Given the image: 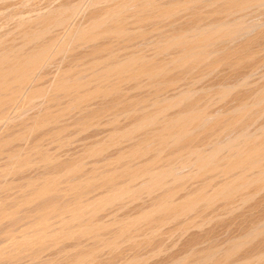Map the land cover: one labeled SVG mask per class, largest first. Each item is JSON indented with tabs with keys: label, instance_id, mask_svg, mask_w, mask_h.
<instances>
[{
	"label": "bare ground",
	"instance_id": "bare-ground-1",
	"mask_svg": "<svg viewBox=\"0 0 264 264\" xmlns=\"http://www.w3.org/2000/svg\"><path fill=\"white\" fill-rule=\"evenodd\" d=\"M80 1L82 2L83 0H80ZM93 1H96V0H93ZM111 1H113V0H109L110 4H111ZM206 1H207V3L204 4V5H201L202 7L199 4H197V3H201L202 4L203 2H206ZM69 2L67 1L68 4H70ZM99 2H100V0H99ZM105 2L106 1L104 0V3L103 2L102 3L105 4ZM27 3H29V2H27ZM27 3H26V5H27ZM112 3L114 4V2H112ZM189 3H192L193 5L197 4L200 7H198L197 5L193 6V5L189 4ZM218 3L220 4V6H222V12H220V14H219L220 16L218 17V21L219 22L217 20H215V21H212L213 23L211 22L212 24H210L209 23L210 21L208 20V23L210 25H205L206 24L205 23V24H203L204 26H199V29L202 28V27H203V29L198 30L197 28H198V25H199L198 24L199 21H201L200 22V25H201L202 19H204V21H205V19L207 17L211 19V16H213L212 14L214 13L213 10H212L213 9V5L214 6L218 5ZM255 3L259 4L258 6H260L261 3L264 4V0H185V1H181V0H170V1H164V0H125L124 1V0H122V2H118L117 1V4H115V6H111L109 3H107L110 6L108 8L106 7L107 9L104 8L106 5L104 6L102 4V6H104L103 8L105 9V10H103L104 12L102 11L103 13L102 12L100 13L99 11H96L97 13L98 12L100 13V16H99V13L97 14L96 12H94L95 10L94 11L92 10L94 12V14H96L95 15L96 17L92 16L94 14L91 15L93 19H91V21H90V19L88 20V22H90V24H89L90 26L88 25L89 27L87 26L88 27L87 28L85 26V24H84L83 26H85L86 28L83 29L82 31H80L81 33L76 34V35H78L77 36L78 38H75V39H77L79 41V43L77 42L78 45L79 44L81 46L82 45H86V46L89 45V47L91 48V50H90L91 52L90 51L89 52L94 54V55L93 54H89L87 52L89 55H91V57L93 56L92 58H90L88 60H86L87 58L85 59V57H88L87 54H86L87 56L82 57L83 55H85L84 53H82L83 54L82 56L77 57L76 61H78L77 63H79L78 66L80 67V68L78 67L79 69L77 70V71H79L78 75L81 72H85V73H83L85 75V78H82V79H88L89 76L90 77L93 76L91 78L92 79L94 78V79L92 80L89 77L91 80H89L90 82H88L86 80L82 81V79L80 77L82 75H80V76L77 75V77H78L77 78L76 77V72H73V71L71 72V70H74L77 65L75 67H73L74 65L73 66L71 65V67H73V68L69 69L70 72L73 73L75 76H73V74H72V76H70V74H68L69 70H67L68 72H64V74H66V73L68 74V75L66 74V76L63 74V72L62 73L60 72L64 76L62 78H61V76L58 77L59 80L55 81V83H54L55 85H54L53 88H54L56 93L57 92L59 93V94L58 93L56 94L57 98H58V101H57V99H56V101L59 102V100L61 99L62 101H64V103L66 102L67 104H65V106H64V103H63V105L61 104L63 107H61V109L57 111L56 110L57 109L56 108L57 107L56 106L57 102H56V105H55L56 107L53 106L54 108H56L54 110V111H56V113L53 112V110H51L53 113L50 111L51 112L50 114H49V111H48L49 109L47 110L46 108L41 107V108L45 109L46 111L44 113L41 112V114H40L41 117L38 115L39 116L38 120L36 119L37 117H35L32 114L33 116L31 117L30 121L32 119H34V120L36 119L35 122L33 120V123H31L29 121V118L28 119L26 118V120H28V121H26L27 125H26V122L23 125L22 123L24 122L23 121L24 119L22 120L20 118L23 122H19L21 125H18V126H20L21 128L19 127L20 129H18V131H17L18 135L17 134L14 135L15 132L14 133L12 132L14 137H15V139L17 138V140L15 141V139H13L14 141H12V142L10 141L11 143H9V142L7 143V140L9 141V136H8L7 140L6 139L4 140V138H3V142H2V140L0 141V145L1 144L4 145V143H6V144H12V143L14 144L15 143L16 144V142L18 143V141H19L18 139H20V141L21 140L23 141L24 138L26 139V136H27L26 134H30V132L32 133L33 131H36L37 129L41 130V128H43V127L44 128L42 129V131L45 128H47V131L45 130L46 133L43 131L44 132V135H43V133H41L40 130H39L38 133L40 132L41 134L40 133L39 134L41 136L42 135L43 136L42 137L39 136L40 138H38V139L34 136L35 134H38V133H35L34 135L30 134L29 137L30 136H32V137L34 136L33 137L34 140L35 139H37V140H35V141L34 140H30V138L26 139V140H28V142H31V145H30V147L27 146L26 144L28 142L26 141L25 142L26 144L24 145V148L21 147V150L23 151V149H25V146H27L26 149H25L26 151H25L24 154L21 153V151H18L17 149H15V150H17L16 152H15V150L14 151L11 150L12 152L9 151L10 154L8 155V157H5V159L8 158L7 160L9 162L5 164L6 167L4 165H1V166H3L2 168H5V169L1 168L0 170H2V173L6 171L5 174H6V176H8V175H11V174H9V172H11V170H13L12 172H14V170H15V174L17 175V173L20 172V170H18V169H23V168H26V167L28 168V166H29L28 169H30V167H31L30 164L34 165L35 161L41 162V163L38 162L39 163L38 166L41 165V167H42L43 164L49 165L50 162L52 163V166H53L54 163H58L59 164L60 162H58V161H56V162H53L55 160L52 161L53 154H52L51 157L49 156L51 154L47 153L49 151L48 146L41 145V141L42 140H43V142L45 141L44 143L43 142L42 143L46 145V143H47L46 141H49L50 137H51V139H53V138H57V139L59 138L60 139L61 138L60 135H62V133L64 131H66L67 133H69V131H70V133H71V131L74 128L78 127L79 124L80 125H85V127H86L85 129L86 130H87V128H89V126H91V128H92L94 126V124L90 123L88 125V123L91 120L93 122V118H95V119L98 118V117H95V116H98L96 113L99 110L101 112L102 111H106V113L102 112V113L105 114V117H106L107 113H111L114 109L120 107L119 108L120 111L118 109V110H116V113L114 111L113 114L115 113L116 116H117L119 114V112H121V110H122L121 114L126 117L128 112H135V115L134 116L132 115L133 118H131V120L133 119V121H135V116L137 117V115L139 114L140 116L138 115V119L134 123L131 122V121L129 122V123H133L132 127L129 130L126 129L127 131H125L123 129L124 127L122 129H123V131L125 132L126 135L127 134L128 135L129 134H133V132H135V131L142 132V133H138V134L142 135V138L139 135H137L136 138L138 136L141 138V140L138 139L139 137L137 138L138 139V141H137L138 143L134 142L135 144L132 145V148H129L128 150L127 149L125 150V151H127L126 153L124 151L123 152L120 151L121 153H125V154L119 155L120 156V157L118 156L119 160L123 159V158H127L128 159L124 164L119 162V160H117L118 158L116 157L115 160H112L113 161L112 163L109 161L111 163V166L109 165L110 163L108 164L106 162L107 164H104L106 166V167H104L105 169L103 168L104 170L102 169V166L99 167L98 171L100 169L103 170V171L100 170L101 172L100 171L98 172L96 170L97 164H95L96 166L92 165L91 167H94V166L95 167L93 168V170H91L92 171V173H91L92 175L88 174L90 176H88L89 178H87V179H86L87 176L85 177L84 175H82V173H81L82 170L80 169V167H79L78 170H81L80 174L82 175V177L84 179H82V177H81V179L79 180V177L77 175H75L74 173H72L73 171H75V169H77V167L79 166L81 161H80L79 164L78 163L76 164V162H75V164L71 165L72 163L69 164L70 161H69V163H67V162H65L66 160L63 161V159H59L60 156L59 157L57 156V157H58L59 160L63 161V162H61L64 165L63 168H60L61 166L60 167L58 166V169H59L58 170L57 169V165H56V168L54 167L56 169V170L54 169V172L52 171L53 168H49L46 171L45 169H46V167L48 168V166L47 165L46 166L43 165V167L45 168L44 169L42 167L43 172L41 174H43V175L38 173L41 176L40 177L37 176L36 178H34L33 175H32L31 180H30V177L26 174L27 177H29V179L26 177L25 181H27V182H24V179H23L22 180L23 181L22 185L21 186L19 185L20 187L16 188V186H15L16 190L19 189V191H20V192L18 191L19 193H17V191L15 190L16 193H17V194L14 193L16 197L13 196L14 199L11 198L12 199L11 202L7 200V198H10V197H7L6 200L9 203L8 202L6 203V201L5 202L3 201L4 202V206H6L5 203L7 204V206L4 207L3 209H1L3 207V204L1 202L2 206L0 205L1 206L0 207V221L5 220V218L7 219L5 221H8V218H10V220L12 219V222H13V220H16V219L18 220L19 215L22 213V212H20V214H19V210L24 205H29V204L31 205L32 204V208L33 209H30L31 207L27 206L28 208L30 207L29 209H30L31 212L29 210H27V212H26V210H25L27 215H25V216L20 215L21 217H23V218L26 217V219H28L27 221L25 220L26 222H28L27 223L28 225L26 223L21 222V223L27 225V226L23 225L25 227L24 229L23 228L21 229L19 227L20 228L19 231L18 230L15 231L12 228L11 229L7 228V230H6V228H4L5 230H3V231L1 230L0 231V264H23L22 262H24V261H26V262L30 261L29 263L34 262L33 264H51V263L53 264L54 262H55L54 264H56V261L59 262L58 264H85L86 262H87L86 264H88V262L92 263L93 259H95L94 258L95 253L98 252L97 250L99 248H101V247H104V249L106 247L107 250H109V251L111 250L110 254L112 255V250L115 249L116 252H115V250H114V252L117 253V250H118L117 248L119 247L120 243H122V242H124V243L127 242V243H129L131 245H135V246H137V245H139L141 243L143 244V242H141L138 239H136V238H138L137 237L138 234H140L139 232H138L137 235H135L136 237L134 235H132L133 232L137 233V231L139 229H141V227H140L141 223L142 224L146 223V226L148 224L149 225L153 224V226L150 225V227H151L150 229H149V226L146 227V228H148V230H150L149 231L150 234L151 233L153 234V233H155L157 228L158 229L161 228L163 226L162 224L166 223L167 220L170 221L171 217L175 218L176 216H180V215L182 216V215H185L188 211L194 210V209L198 210V208H200V211L203 213V211H204L203 207L212 206V204H214L215 201L221 200V199L222 200L224 199L226 201L225 202L226 203L225 207L227 208L230 204H232V201H233L234 204H236V202H234L235 198H238V197H235L236 195H238V196L240 195L243 200L247 201V199H249L250 197H253L254 195H256V193H259L257 191H259L261 188L264 187V133L262 135L260 134V136L256 135V137H253L252 139H251V135L250 134H249L250 135V137H249L247 135L248 134L247 132H246L247 134L243 133V134H241V135H243V139L245 138L244 137L245 135L248 136V137L246 136L247 139L245 138L247 141L243 142L244 145H240V146H237V144L235 143L236 147H232V149H229L230 146H231V143L230 144L228 143L229 141L225 145H222L225 148L227 147L228 149L227 148L224 149V147H222V146L219 147L220 146L219 144H218L219 146H215V147L212 146V148H214V149H212V148L208 149V147H207V149H205V147L207 146L205 144L204 145V149H203V147H202L203 143H205V142L207 143V140L210 139V138H207L206 141L205 142L203 141L202 145H200L201 148L198 149L199 144L197 142L198 140L196 139L197 137H195V136L197 134L199 135V133H200V136H201V129L203 128L204 125H206L205 122H206V119L208 118V117H206V115H207L206 111H207V108H208L207 106H209V105H207V104L205 105L204 103H202V101H203L202 99H201L202 101L199 100V102H197V103H196L195 99H194L195 102L192 99V101L194 103H192V101L190 100V102H189L190 104H189L186 101V99L189 101L188 97H186V95H185V92H186L185 90L186 89L183 90L185 98L184 97L182 98L181 96H179V95H182V92H180L178 97H180L181 99H179L177 97V99H179V101L178 100L174 101V100H176V99H174L176 96L175 97L173 96L174 98L170 97V98H173L174 100L173 99L169 100V98L167 97V93H166L167 91L166 92H164L165 90L163 91V88H165L166 86L165 87L162 86V85L167 84V81H166L167 79L165 80L166 82L164 81L165 83L163 82V79H161V76L163 78L164 75H165L164 73L168 72L170 68L176 69V72H178L177 68H179L180 66H187V67H190L191 69L192 68H196V66H198L197 64L199 62L201 64V61L205 60L207 58L208 54H210V57H211V52H212L211 50H213V49L215 50L217 48V46H216L217 44L215 45L214 42L218 41L219 39H220L219 42L220 41L223 42L221 38H224V37H226L225 39H228V40H229V38L231 39V37L229 36L231 33H232L231 34L232 37L236 36V35L233 36V31L236 29L235 28L236 27L235 26L236 22L234 21L235 23H234V27H233V24L230 23L231 21L229 19L227 21V18H229V17H230V19H231V17L235 18L236 16L234 17L232 15L233 12L238 11V13H241V12H239L240 10L242 11V9H243L245 11V9L247 8L246 6L250 5L249 7H252L251 4L254 5ZM51 4H53V3H51ZM187 4L189 6L191 5L190 6L191 8H189ZM263 4H261V5H263ZM59 5H61V4H59ZM59 5H58V9H55V11H53V12H52V9H51L50 12H52V13H50V14L46 13V17H44V18L42 17L41 19L36 20L37 21L36 24H34L35 22H33L34 25L29 26L26 30L24 29L25 30L24 33L23 34L21 33L23 40L21 39L22 43L20 42V44H22V45L19 44L20 47H17L19 49H17L16 47L15 48L12 47L11 44L10 45H6L3 41L2 42L6 46H2L3 43L1 42L2 44H0V120H4V119H1V118L7 117L11 113H13V110H15L17 107H19V105H20L19 103H20V101L22 99L21 97L23 96V94H26L25 96H23V101L27 99L26 100L27 101V103H26L27 105L30 103V99H32V98H34V97H36L38 95L45 94V96H46L47 91L46 90H42V88H43L42 86H40L42 88H39V87H36V86L33 87V88L31 87V85L34 82L36 83V81L41 76L40 75L38 77V79H36V72L39 71V69H41V67L48 60L49 55H50L51 50H52L51 48L54 47L53 45L56 44L54 42L57 40V39L53 40V39H50V38H48V39L46 38L45 39L43 37L45 36V34H47V33L49 34V32H48L49 28L52 27V26H55V27L56 26H61V29H62V25H64L66 23V21L68 22V18L73 16V15H75V14H72V13H75V12H73V10L76 11V9H73V7L75 5L74 6L72 5L73 7H70V5H67V4L66 5L68 7H64V6L63 7H59ZM80 5H81V3H80ZM93 6L95 7V5H93ZM183 7H184V10L189 8L187 12H189L190 15L194 16L193 18L196 19V22L194 24V22L191 20L193 23L191 24V22H189L190 26H187L186 28H181V27L180 28H174V26H175L174 23H176V21H174V23L172 22L173 20H171L170 22H166V21L170 20V19H174L172 17H174V16L177 17L176 14H178V13L181 14L180 12H183V11H181V9ZM244 7H245V9H244ZM103 8H101V10ZM208 8L211 9L210 12H209ZM89 12H91V11L89 10ZM187 12L184 11V13H187ZM184 13H183L182 16H187V15H184ZM235 13L237 14V12H235ZM235 13H233V14H235ZM47 14H48V16H47ZM189 14H188V16H190ZM0 15H1V13H0ZM230 15H232V16H230ZM40 16H41V14H40ZM85 17L87 18V16H85ZM176 17H175L174 20L177 19ZM22 19H24V18H22ZM33 19H35V18L33 17ZM207 19H206V21H207ZM179 20H181V19H179ZM231 20L233 21V19H231ZM19 21H21V20L19 19ZM23 21H25V20H23ZM185 21L187 22V20H185ZM28 22H31V21H28ZM177 22H179V21L177 20ZM214 22H217V23H214ZM240 22H242V21H240ZM82 23H81V25H82ZM84 23H85V21H84ZM12 24H13V20H12ZM238 24H240V23H238ZM177 25H178V23H177ZM187 25H189L188 22H187ZM236 25H237V23H236ZM66 26H65V28H66ZM76 26H77V24H76ZM73 27H75V26H73ZM79 27H80V25H79ZM237 27L240 28V26H237ZM18 28H20V26ZM18 28H17V30H18ZM52 28H54V27H52ZM52 28H51V30H52ZM239 28H237V30ZM21 29H23L22 26H21ZM75 29H73V30H75ZM76 31H77V29H76ZM234 32L236 34V31H234ZM237 32H239V30ZM18 33H19V31H18ZM53 33H54V31H53ZM53 33L51 32V34H53ZM238 34L239 33H237V36H238ZM151 35L153 36V38H151L152 37ZM148 36L149 37L151 36L150 39L147 38ZM227 36H229V37L227 38ZM7 37H8V35H7ZM50 37H52V36H50ZM12 38H14V37H12ZM71 38H72V36H71ZM138 38L141 41H143L144 39L147 38L148 44H149V41L152 40L151 41L152 44L151 43H150L151 45L149 44L151 46L149 49L153 50L154 58L150 59L149 57H152L151 55L149 57L144 56V52L146 50L144 48L140 49V47H138L140 45L135 46V45H137V44H134V43L137 42L135 40L138 39ZM14 39H16V38H14ZM44 39L47 40V41H45ZM69 39H70V37H69ZM69 39H67V43H68ZM153 39H154V41H153ZM10 40L12 41V39H10ZM141 41H140V43H141ZM62 42H61V45H62V48H63V47H65V46H63V44H65L66 42H63V43ZM219 42H217V43H219ZM74 43H73V45H74ZM213 43H214V47H216V48L213 47L212 49H210L211 48L210 46H212ZM13 44H14V42H13ZM68 44H70V43H68ZM145 44L147 45V43H145ZM65 45H67V44H65ZM80 45H79V47H80ZM171 47H176L175 51H177V53L173 50L176 53V55L174 57H172L174 55V53H173V55L171 54L172 58L169 55L168 57H170L169 59H171V60H169L168 58L164 59L165 58L164 57L163 61L164 60H166V61L162 62L161 59L163 57V53H161V51L162 50L165 51V49L169 50V48H171ZM62 48H61V46L58 48V51L61 52V53L64 50H66V49L63 50ZM60 49H62V51ZM55 50L56 51H55L54 55L59 53V52H57V49H55ZM168 50L164 52V53H167V55L169 54ZM216 50H215V52H216ZM171 51H172V49L170 50V53H171ZM82 52H84V51H82ZM123 52H124V54H123ZM148 52H151V51L148 50ZM120 53H122L123 55L120 54ZM73 54H74V52H73ZM160 54L162 55V57L160 56ZM224 54H227V53H224ZM76 55H77V53L75 54V56ZM121 55L123 57H121ZM158 55H159V57L161 59L158 57ZM213 55H216V54H213ZM75 56H74V58H75ZM225 56H227V55H225ZM144 57H146V59ZM210 57H208V58H210ZM147 58H148L149 61L147 60ZM221 58H222V56H221ZM212 59H210V60H212ZM53 60H54V58H53ZM210 60H205V62L208 63V65L210 63L213 65V64H215L217 62V61L215 62L214 59H213L214 63L212 61L209 62ZM219 60H221L220 56H219L218 61ZM70 61H71V59H70ZM73 61H72V63H73ZM67 62H69V59H68ZM205 62L202 61V63H205ZM57 63H58V61H57ZM77 63H75V64H77ZM169 64L172 67H170ZM212 65L210 66V68L214 66V65L213 66ZM49 66H48V68H49ZM56 66H57V64H56ZM62 66H61V68H62ZM188 71H189V68L186 71L187 74H189V72H190V71L189 72ZM170 72H172V70L169 71L168 73L170 74ZM186 72H184L185 76L187 75ZM44 73L45 72H43V74ZM52 73H54V72H52ZM86 73H88V75L90 73V75L87 77ZM43 74H42V76H43ZM169 74H167V75H169ZM84 75H83V77H84ZM184 75H181L182 78H185ZM174 76H175V74H174ZM46 77L48 78V76H46ZM176 78H177V80H176V83H177L178 79L181 78V77L178 76ZM45 79H44V81H45ZM168 80H169V82H168L169 86H171V85H173V83H175V82L171 81V78L168 79ZM39 81H41V80H39ZM91 81H92L93 84L94 83L96 84V87H98L96 89L95 86L91 85L92 86L91 91H93V87H95L94 88L95 91L98 90L97 93H94V92L90 93V91H89L90 90L89 89L90 86L88 87V85H86V84H89V85L92 84ZM129 81H132V82L134 81L133 83L136 82L135 83V87H137V90H139L140 93H141L140 94L138 92V95L139 94L142 95V92H141L142 90L138 89V87L139 88L142 87V89H143V87H145V90L148 88V91L146 90L147 92L145 91L144 92L145 94L143 96L139 95L140 97H138L137 94H135V91H133L134 93H132V92L131 93L134 94V95L129 97L128 93H130V92H128V91L130 89L128 87H125V89L121 87L122 83L129 82ZM42 82L43 81H41V83ZM132 82H131V84H132ZM37 83H36V85H37ZM46 83H48V82L46 81ZM49 83L51 84V82H49ZM49 83H48V85H49ZM170 83H172V84H170ZM127 84L124 83L123 86H125ZM169 86H168V88H169ZM185 86H186V84H185ZM45 87H47V86H45ZM84 87L86 89H88V90L86 91L84 89ZM131 87L132 86H130V88ZM49 88H50V86H49ZM81 88H83L84 91L81 90ZM127 88H128V91H126ZM122 89H124L125 91L122 90ZM80 90L83 91V93L84 92H87V93L83 94V93L80 92ZM259 90H258V92L262 91V89L260 91ZM162 91H163L164 94L160 95V93H162ZM187 91L190 92V87L187 88ZM224 91L222 89L223 93H221V94H225L226 92H224ZM263 91H264V88H263ZM55 92L53 91L52 93L55 94ZM253 93H254V91H253ZM60 94H63L62 98H59L61 96ZM132 94H130V95H132ZM58 95H60V96L58 97ZM163 95H166V97L168 98V101L167 100L166 101L163 100V102H160L161 99H159V98H161V97H159V96H163ZM259 95L260 96L258 97V94H257L258 99L255 98V101L257 100L255 105H258L260 102L264 101V97H263L264 95H262L261 93H259ZM63 96L66 97V98H63ZM190 96H192V95L190 94ZM95 97H100L101 99H103L102 100V102H103L102 105L105 104V102H106L105 100L106 99L108 100L109 97H111L110 99H113V100H111V101H110V99L108 100V101H110V103L108 102V104H106V105H108L107 107H105V105H104L105 109H103L102 105L100 104V103H102L101 100H99L100 98L96 99L97 103H98V100L100 101L99 104H96V101H94V103H92L93 100L92 101L89 100V101H91L92 105L96 104V106H98V107L101 105L100 107H102V109L100 107L99 108L97 107L98 111L97 112L95 111L96 113H94L93 115L89 114L90 116L88 115V118H87L86 117L87 115L84 116V114H85V112L87 114V110L88 109L86 110L84 107L85 106L87 107L88 104L85 105V103L88 102V99H90V98L91 99H93V98L95 99ZM166 97H162V98H166ZM205 97L209 98L210 96L208 97V95H205L204 98ZM254 97H256L255 93H254ZM54 98H56V97H54ZM39 99H40V97H39ZM48 99H49V97H48ZM48 99H45V100H48ZM63 99H67V100L69 99V102L66 101V100H63ZM248 99H250V97H248ZM23 101H22V103H23ZM183 101L184 102L186 101L187 105H185V103L182 104ZM81 103H83V104H81ZM88 103H90V102H88ZM198 103L203 104V105H201L200 108H198L199 107ZM210 103L211 102H209V104ZM263 103L264 102H262V104ZM181 104L183 106L179 107L178 111H175L174 113H172V115L168 114L170 112L169 110H171L173 106H174L173 107V109H174V108H176V106L181 105ZM29 105H31V104H29ZM40 105H42V104L40 103ZM59 105H60V103H58V106ZM78 105H80L82 108H81V110H79L80 107L75 108V111H77V109H78V111H80V113H82V110L85 109L86 111L84 110V114H83L84 117L83 118L85 119V117H86L85 121H87L89 118L91 119V120L89 119V122L87 123V126H86V122L84 121V119L83 120L81 118H80L81 120L77 119V120L80 121V122L77 121L78 122L77 123L76 122V118L74 120L72 117H71L72 121L74 120L73 122L74 123L76 122L78 125L76 123L75 124L77 126H71V125H75L74 123H72L70 125V123H71L70 119L71 118L69 117V114H70L69 110L71 111L72 108L77 107ZM83 105H85V106H83ZM260 105H261V103H260ZM260 105H258V106H260ZM24 106H26V105H24ZM37 106H39V105H37ZM20 107H21V105H20ZM89 107H91V104H90V106L88 105V108ZM244 107L241 106V109L239 108L240 112L244 113L243 115L239 114L240 112L238 111L239 109L237 108L238 109L237 113L238 112L239 113L231 115L230 119L234 118V115H235V117H236V115H238V117H240V116H244L245 117V114H246L245 110L247 109L248 110L247 112H249L250 111L249 109L252 108V106L248 105V107H250L249 109H248V107H246V109ZM253 107L255 109V106H253ZM95 109L96 108H94V110ZM92 110L93 109H90L89 112L91 113ZM110 110H112V111L109 112ZM167 110L169 111L167 113L169 116L166 115V113H165V112H167ZM176 110H177V108H176ZM64 111H66V112L68 111V114L66 115V112H65V115L67 117H69L68 120H69L70 123L67 122L68 120L67 121L64 120V121L69 123V127H72L73 129L71 128V130H70V128L67 127V125H68L67 123H66L67 125H65V126L64 125H60L61 127L60 126H55L56 129H54L55 127L51 128L52 126H54L53 123L58 124L57 122L60 121V115L62 114V112L64 114ZM72 111H74V110L72 109ZM72 111H71V113L72 114L74 113L73 115L76 116V113L72 112ZM234 111L236 112L235 108H234ZM92 112H94V111H92ZM123 112H127V113L123 114ZM136 112H138V114H136ZM171 112H173V111H171ZM104 114H101L100 116H103ZM129 114L131 115L132 113H129ZM247 114H249V113H247ZM109 115L107 114V117ZM26 116H28V115H26ZM111 116L112 115H110V117ZM167 116L169 118H167ZM16 117L17 116H15V119H17ZM77 117H79V116H77ZM113 117L115 119V115L112 116V118ZM119 117H121V116H119ZM204 117H206V119H203ZM64 119H66V118H64ZM108 119L111 120V122L107 121V122H109L108 124L112 123L113 119H111V118H108ZM99 120H100V118H99ZM234 120H236V119L234 118L233 120H231L229 122L228 126L226 125V127H227L226 130L227 131H228L229 126H230V130L234 129V127L236 126V124L233 126V124L235 122H237V121L234 122ZM239 120H241V118ZM239 120H238V122H239ZM9 121H12V120H9ZM97 121H98V119H97ZM97 121H94V122L97 123ZM202 121H204V122H202ZM228 121H225V122H228ZM17 122H16V126H17ZM29 122L32 125H30ZM99 122H101V121H99ZM99 122L97 123V125L99 124ZM200 122H201V124L203 123L204 125L202 124L203 126L202 127L200 126V128H201L200 132H197V133L193 134L194 137H195V139H194V137L192 138L193 135H191L192 134L191 132H193L194 131L193 129L196 128V127L199 129L198 125L200 124ZM105 123H104V126H106ZM241 123H242V121H241ZM50 124H51L50 128L53 129V130H51V129L49 130V125ZM59 124H62V121H61V123L59 122ZM223 125H222V127H220V129L224 128ZM18 126H17V128H18ZM124 126H126V124ZM232 126H233V128H232ZM238 126H240V125H238ZM79 127H81V126H79ZM82 127L84 129V126H82ZM109 127L110 126H108V128ZM127 127L128 126H126V128ZM212 127L210 128L211 130H212ZM66 128L69 129V131L66 130ZM117 128H119V127H117ZM213 128H215V127H213ZM113 129L110 130L109 134L110 133L113 134L115 132V131L111 132ZM210 129H208L207 131H209ZM7 130H9V129H7ZM19 130H20V132H19ZM115 130H117V129H115ZM202 130L204 131L205 127ZM223 130H225V129H223ZM76 131L77 130L75 129V132ZM80 131H83V130L80 129ZM80 131H79V133H80ZM123 131H121V132H123ZM196 131H198V130L196 129ZM203 131H202V134L206 133V131L205 132H203ZM67 133H66V136L68 137ZM76 133H78V132H76ZM116 133H117L116 135H118V132H116ZM97 134H99V133H97ZM215 134H216V132H215ZM72 135L70 134V137ZM95 135H96V133L94 134V136L92 134V136L94 138L96 137ZM113 135H115V134H113ZM122 135H123V133H122ZM241 135H240V137L242 138ZM12 136H10V139L12 138ZM115 137H117V136H115ZM205 137H207V136L205 135ZM205 137H203L204 140H205ZM64 138H65V136H63V138L61 139V142H63L62 140ZM120 138H122V137H120ZM125 138L127 139L128 137L126 136ZM129 138H131V137H129ZM59 139H58V141H56V143L53 140H51L49 142L50 143L52 142V144H56V147H58L57 146V142L61 143L59 141ZM65 139L67 140V138H65ZM65 139H64V142L66 141ZM70 139H74V138H70ZM245 139L242 140V141H245ZM97 140H96V142H97ZM199 140L201 142L202 139H199ZM67 141L64 143L65 144L64 146H68L67 143H69L70 140L68 142ZM112 141H113V136H112ZM193 141L197 143V145L195 144L196 146H194V144H193L194 142ZM236 141H239V138H238V140L236 139ZM240 142H241V140H240ZM50 143H49V145H50ZM116 143H118V142H116ZM209 143L210 142L208 141V144ZM219 143H221V142L219 141ZM223 143H224V141H223ZM232 143H233V141H232ZM237 143H239V142H237ZM6 144L4 146L5 147H9V146H6ZM13 144H12V146H13ZM93 144H90V145L88 144L89 146L92 147V148L89 149V146H88L89 150H87L85 148L86 145H84L83 148H85L89 154H92L90 156L97 157L95 154L98 155L102 151L101 149H103L101 146L104 147V145H102L100 143H97V144L100 145V147H101V149H100L99 147H95L96 145L94 146ZM240 144H242V142ZM3 145H1V146H3ZM17 145H15V146H17ZM28 145H29V143H28ZM59 145L63 146V143H61ZM69 145H70V143H69ZM19 146H21V145H19ZM22 146H23V144H22ZM41 146L43 148H41ZM151 146H153V147H151ZM232 146H233V144H232ZM28 148L31 149V150H29ZM27 149L29 151H27ZM45 149L47 150V152H46ZM104 149H106V147ZM0 150H1V148H0ZM60 150H61V148H60ZM83 151L80 154L81 158L85 156ZM9 152H7V153L5 152L6 155ZM88 153H85V154H88ZM2 154H3V152H2ZM82 154H83V156H82ZM89 154L87 156H89ZM3 156L4 155H2V157ZM54 156H53V159H55ZM78 156H79V154H78ZM145 157H148V158H145ZM81 158H79V159H81ZM141 158H145V160L143 159L144 162H142L141 165H139V163H138L139 166L138 165L135 166V161H138V159L140 160ZM83 159L84 158H82L81 160H83ZM85 159H87V158H85ZM69 160H71V159H69ZM76 160H78V159H76ZM133 160H134L135 168H134V166H132L133 165L132 164ZM74 161H73V163H74ZM116 161L118 163H121L120 167H117L118 165H116V166L112 165L114 163L118 164V163H116ZM65 163H66V165H65ZM82 163H83V161H82ZM1 164H4V163H1ZM179 164H180V166L181 165L182 166L180 167ZM80 165L83 166L84 164H80ZM184 165H193V166L195 165L197 167V169L195 168V170L198 171V172H202L203 175L201 173L198 175V176L202 175L204 178L202 176H200V177H202V179H205L204 183L202 182V184H201L203 186L202 188H198L197 187L196 191L195 190H194V192L191 191V193L190 194L189 193L186 194V196L182 195V197L183 196L184 197L182 198L181 201H180V199L174 200V198H172V196H174L173 195L174 192L176 193V191L178 189L173 190L171 188L172 189V190L170 189L171 192L174 191V192H172L173 194L168 189H165L166 191L162 190V192H161L162 194H159V195L157 194L158 196L155 193H153V192H155V190H160V189L166 188L169 184L171 185V182L174 183L179 178H181V179L184 178V180H185V176L187 177L188 174L185 175V176H184V173H182L180 175L178 174L179 175V177H178V175L176 176V172L177 171L175 169L177 167H180V170H181L184 167ZM38 166L35 164V166H32V167L37 168ZM54 166H55V164H54ZM16 169H17V172H16ZM42 169H41V171H42ZM50 169H51V171H50L51 173L49 172ZM177 169L179 171V168H177ZM44 170H45V173H44ZM7 171H9L8 175H7ZM77 171H75V172H77ZM83 171H85V170H83ZM25 172H27V171H25ZM95 172H97L96 175H95L96 177H94ZM179 172H181V171H179ZM192 172H193V170H192ZM210 172H212L211 176H214V175H212L213 173H216L218 175L222 174L221 176H223V175L226 176V178L223 176V178H225L224 181H223L221 176H218L219 179H220V177L222 179V180H220L221 184H220V182H218L219 183L218 186H216V187L213 186L214 190L212 188L207 187V185L210 184V182H208L209 178H211V176L208 175V173H210ZM70 173L72 175L74 174V176H72ZM84 173H86V172H84ZM191 173H190V176L188 175L189 178L192 177L191 175H193V173L192 174ZM68 174L71 175V178L74 177V179H77V180H73V179L70 180V178H68V176L67 177L65 176V175H68ZM3 175H4V173H3ZM78 175H79V171H78ZM182 175L184 177H182ZM62 176H63V178L66 177L67 178L66 180H69V182H67L66 180L64 181V183L66 182L65 186H64L63 183H61V182H63L61 180ZM198 176H196L197 179H198ZM0 177H2V179H3V176H0ZM196 177H194V179ZM200 177H199V179H200ZM16 178H18V177H16ZM32 178H34V179H32ZM120 178H122V181H120L121 180ZM140 178L142 179L140 181L141 188H138L140 186H137V181L136 180H139ZM189 178H187V179L189 180ZM10 179H12V176H11ZM6 180H8V179H6ZM134 181L136 183V188L134 187L135 185L133 186ZM13 182H15V181L13 180ZM181 183L183 184L185 182H181ZM181 183H180V185L182 186ZM1 184H3V182ZM10 184H8L9 186H7V185L6 186L9 188ZM60 184H62L63 186H60ZM172 185H174V184H172ZM2 186H4V185H2ZM181 186H176L175 185V188L176 187L180 188ZM250 187L252 188L253 192L256 191V193H253L252 191H248ZM13 188H9V190L13 189ZM98 188H99V190H103L104 189V193H103L104 195H102L101 197H97V200L95 199L94 202L91 201L92 200L91 198H90L91 199L90 201H88V200L83 201L84 197L86 199L87 195H91V194H89L90 192L94 193L95 191H98ZM100 188H103V189H100ZM154 188H155V190H154ZM167 188H169V187H167ZM139 189L140 190L141 189H146L145 190L146 192L148 190L149 193L155 194L157 199H158V197H159V199L157 200V202L155 201L156 203L153 201L154 203H152V206L151 207L149 206L150 208L147 207L148 209L146 208L147 211L144 210L145 208L141 209L144 212H142L140 215L138 214V216L133 218V219H124L123 217H121L122 219H119V220L118 219H114L115 221L112 219L113 222L109 221L110 224L109 223L100 224V223H103L101 221H99L100 223L97 222V220H96L97 216H95V215H96V212H97V215H98V213L100 211L98 209V208H100L99 207L100 205L97 204V203L103 202V203H107V204H110V203L112 204V203H114L116 201L117 202L121 201V203H122V200L126 199L127 197L128 198L131 197V196L133 197L134 194L138 193L137 191H139ZM210 189H212V192L211 191L209 192ZM141 191H142V193H144V190H141ZM139 193H141V192L139 191ZM18 194H20L19 197H18ZM4 195L2 197H5ZM136 196L138 197L139 195L137 194ZM135 197H133V198H135ZM153 197L155 199V196H153ZM241 197H240V199H241ZM138 198H137V200H138ZM0 200H1V198H0ZM131 200H133V199H131ZM173 200L177 201V203L176 202L174 203ZM135 201H136V199H135ZM244 203H242V204H244ZM103 205H105V204H103ZM33 206H35V208ZM112 206H114V205H112ZM118 206H116V208ZM256 206H258V205H256ZM119 207L121 209V206H119ZM254 207L255 206H253V209H254ZM112 208L113 207H111L110 209H112ZM221 208L224 209V207H222V206H221ZM232 208H231V210H232ZM25 209H26V206H25ZM223 209L221 211H223ZM228 209L230 210V208H228ZM23 210H24V207H23ZM97 210H99V211H97ZM195 210H194V213L196 214L198 211H195ZM20 211H22V210H20ZM117 211H115V212H117ZM215 212L213 214H215ZM227 212H228V210H227ZM219 213H220V211H219ZM188 214H186V215H188ZM200 214H198V215H200ZM190 215H191V213H190ZM192 216H191V218L189 216V218L192 219ZM53 217H54V219L56 217V219H55L56 222H57V218H58V221H59V224H60L58 226V228L55 227V223H54V229H53V223H51L52 224V227H51L50 221L52 222L51 219ZM112 217H113V215H112ZM125 217H126V215H125ZM94 218H95V220H94ZM256 218H258V217H256ZM22 219H20V220L24 221ZM263 219H262V221H263ZM20 220L18 221L19 223H20ZM258 221L256 220V223H258ZM9 222H11V221H9ZM253 222H255V221H253ZM19 223H17V224L19 225ZM186 223H188V222H186ZM261 223H264V222H261ZM243 224H244V221H243ZM255 224L252 223V225H254V226H255ZM4 225H6V222H5ZM56 225H58V224H56ZM159 225L160 226L162 225V226L160 227ZM7 226L9 227L10 225L8 224ZM254 226H251V228H253V229H250V230H248V228H247L248 232H245V233H247L248 235L246 234V236H245V233L242 234V235H244L242 237L243 240H241L243 243H245L247 241V239L251 238L250 235L252 236L253 234H256L257 231H255V230H256V226L257 225L255 226V228H254ZM11 227H13L12 224H11ZM14 227H15V223H14ZM142 227H144V226H142ZM257 228H259V227H257ZM14 229H16V228H14ZM260 230H261V228H260ZM149 232H148V234H149ZM142 235H144V234L142 233ZM72 236L73 237L74 236L77 237V238L75 237L77 241L75 240L76 242H74V244L73 243L71 244L72 247L68 246V247L64 248L63 246L62 247H58L57 246V243H58V241L61 238H66V237L70 238ZM83 236H87V237L89 236L90 237V240H91L90 246L87 245L84 248V246H83L84 245V241H83V245L81 244L80 237L82 238ZM141 236H139V238ZM256 236L257 235H255L254 237H256ZM142 239H143V236H142ZM237 239H234V242L237 241ZM147 240H149V239H147ZM254 240H255V238H254ZM159 241H161V240H159ZM241 241H239V242L237 241V243L233 244L230 248L225 249V251L222 254L218 252L219 250L216 251V249H211V248H207V249H204V250L201 249L200 250L201 252L198 251L199 249L198 250L196 249L199 252L198 253L196 251V253H198L197 257L199 258V261H196V262H198L200 264H224L225 262H227L229 259H231L235 255L237 248H239L238 245L241 243ZM144 242H145V240H144ZM147 243L149 244V241ZM147 243H145V244H147ZM259 243H261V242H259ZM129 244H127V245H129ZM140 247H141V245H140ZM144 247H147V246H144ZM127 248H129V247H127ZM130 248H132V247H130ZM256 248H254V249H256ZM190 249H191V247H190ZM254 249H253V252H254ZM260 251H262V250H260ZM49 252H50V254H49ZM194 252L195 251H193V253ZM217 252H218L219 255H217ZM44 253H45V256L43 255ZM121 253H123V252H121ZM189 253H190V251H189ZM261 253H263V254L255 255L256 257H253V255H251L252 253L250 254L251 257H253L254 262H253V260H251V258H250L251 262H249L250 260L247 257H246L248 259V260L246 259L247 261L245 260V262H243L241 260L240 262H242L241 264H251V263L252 264H264V252H261ZM121 255H125V253L121 254ZM122 257L125 258V256H122ZM193 257H195V256L193 255ZM114 258H115V255H114ZM254 258H256V259H254ZM121 259H123V258H121ZM121 259H120V261H121ZM126 259H127V263L126 264H132L133 263V260H132L133 258L129 260L128 257H127ZM184 261H185L184 259L183 260H179V261H175V262H173V264H184ZM256 261L259 262V263H255ZM198 263H196V264H198ZM24 264H27V263L24 262ZM96 264H99V263H96ZM100 264H102V263L100 262ZM104 264H105V262H104ZM109 264H110V262H109ZM226 264H229V263L227 262Z\"/></svg>",
	"mask_w": 264,
	"mask_h": 264
},
{
	"label": "rangeland",
	"instance_id": "rangeland-1",
	"mask_svg": "<svg viewBox=\"0 0 264 264\" xmlns=\"http://www.w3.org/2000/svg\"><path fill=\"white\" fill-rule=\"evenodd\" d=\"M32 1V2H31ZM0 0V13H1V15H0V44H2L3 42L6 44V45H12V47H20V45H22V44H20V42L22 43V34L24 33V31L29 27V26H31V25H34V24H36V20H39V19H41L42 17L44 18V17H46V13H52L53 11H55V9H58V5L59 4H61V5H59V7H68L67 5H70V7H73L74 5V7H73V9H76V11L75 10H73V12H75V13H72V14H75V15H73V16H71V17H69L68 18V22L66 21V23L64 24V25H62V29H61V26H52V27H54V28H52V27H50L49 28V36L47 35V34H45V36L43 37V38H50V39H57L54 43H56V44H54L52 47L53 48H51L52 50H51V53H50V55H49V58H48V62L46 61L45 62V64L41 67V69H39V71H37L36 72V79H38V77H39V79L36 81V83H37V85H36V83L34 84H32L31 85V87L33 88V87H39V88H42V90H46L47 91V94H46V96H45V94H42V95H38V96H36V97H34V98H32V99H30V103L29 104H31V105H27L26 103H27V99L26 100H24L23 101V96H25L26 94H23V96L21 97L22 99H21V101H20V105H21V107H20V105H19V107H17L15 110H13V113H11L10 115H8L7 117H4V118H1V119H4V120H0V141L2 140V142H3V138H4V140L6 139H8V136H9V141L7 140V143L9 142V143H11L12 141H14L13 139H15V137H14V135H16L17 134V131H18V129H20L21 127L20 126H18V125H21L19 122H23L22 124L24 125L25 124V122L26 121H28V120H26V118L28 119L29 118V121H30V119H31V117L34 115L35 117H37L36 119L38 120V117L40 116L41 117V112L42 113H44L46 110L45 109H43V108H46L48 111H49V114L52 112L51 110H53V112H55L56 113V111H54L56 108V110L58 111V110H60L61 109V107H63L62 105H63V103H64V101H62L61 99L59 100V102H57L58 101V98H57V93L55 92V90H54V83H55V81H57V80H59V78L58 77H60L61 76V78L65 75L66 76V74H64V72H68L67 70H69V69H72L73 67H75L76 65V67H75V69L74 70H71V72L73 71V72H76V77H77V75H78V72L79 71H77L80 67L78 66L79 65V63H77L78 61H76L77 60V57H79V56H82L83 54L82 53H84L85 55H83L82 57H84V56H87L88 55V57H85V59L86 60H88V59H90V58H92L91 57V55H89V54H93V53H90L91 51V48L89 47V45H80V47H79V45H78V43H79V41L77 40V39H75V38H78L77 36L78 35H76V34H78V33H81L80 31H82L83 29H85L89 24H90V22H88V20L90 19V21H91V19H93L92 18V16L93 17H96L95 15L96 14H94V12H96V11H99L100 13L103 11V10H105L104 8H108V7H110L107 3H109L110 4V2H109V0H105L106 2H105V4H103L104 3V0H100V2H99V0H96V1H93V0H83L82 2L80 1V0ZM39 1V2H38ZM42 1V2H41ZM59 1V2H58ZM67 1L70 3V4H68L67 3ZM76 1V2H75ZM117 1L118 2H122V0H113V1H111V6H115V4H117ZM125 1V0H124ZM164 1H170V0H164ZM181 1H185V0H181ZM27 2H29V3H27ZM35 2V3H34ZM45 2V3H44ZM48 2V3H47ZM81 3V5H80V3ZM96 2V3H95ZM103 2V3H102ZM112 2H114V4L112 3ZM116 2V3H115ZM26 3H27V5H26ZM51 3H53V4H51ZM95 3V4H94ZM207 3V1L206 2H203L202 4L201 3H197V4H199L200 6L201 5H204V4H206ZM67 4V5H66ZM78 4V5H77ZM102 4L105 6H102ZM189 4H191V5H193L192 3H189ZM197 4H194L193 6H195V5H197ZM217 4V3H216ZM257 3H255L254 5L253 4H251V6L252 7H249V6H246L247 8L245 9V7H244V9H245V11L242 9V11L240 10L239 12H243L242 14L241 13H238V11H235V12H237V14L235 13V12H233V13H235V14H233L232 13V15L236 18H233V17H231V19H233V21L230 19V17L229 18H227V21H228V19L231 21L230 23H232L233 24V27H234V23L236 22L237 23V25H236V23H235V30L234 31H236V34H235V32L233 31V36H235V37H232L231 36V34L229 35L230 37H231V39L229 38V40L228 39H225L226 37H224V38H221L222 39V41L223 42H219V40L218 41H216V42H214L215 43V45L217 46V48L216 47H214V43L212 44V46H210L211 48L210 49H212L213 47L214 48H216L215 50H216V52H215V50L213 49V50H211L212 52H211V57L214 59V61L217 63H215V64H209L208 65V63H206L205 62V60H210V59H212L211 57H210V54H208V56H207V58L205 59V60H202V61H204L205 63H202V61H201V64H200V62L197 64L198 66H196V68H190V67H187V66H180L179 68H177V71L178 72H176V69H174V68H170L169 69V71H171L172 70V72H170V74L168 73V72H166V73H164L165 75H164V77L162 78V76H161V79H163V82L166 80L167 81V84H165V85H162V86H166L165 88H163V91L164 92H166L167 93V97L169 98V100L170 99H173L175 96V98L174 99H176V100H174V101H179V99H181L180 97H178V95L180 94V92H182V95H179V96H181L182 98L184 97L185 98V95H186V97H188V99H189V101L186 99V101L189 103L190 102V100L192 101V99H193V101L195 102V100H196V103L197 102H199V100L200 101H202V103H204L205 105L207 104V105H209V106H207L208 108H207V115H206V117H208L207 119H206V117H204L203 119H206V125H204L203 123V125L201 124V122H200V124L198 125V127H199V129L196 127V128H194L192 131L193 132H191L192 134L191 135H193L194 133H197V132H200V126L202 127L203 126V128L202 129H204V127H205V130L203 131L202 129H201V136H200V133H199V135L197 134L195 137H197L196 139L198 140L197 142H198V144H199V146L200 145H202V142L204 141H206V139L207 138H210L209 140H207V143L205 142V143H203V145H202V147H203V149H204V145L206 144L207 146L205 147V149H207V147H208V149H211L212 148V146L213 147H215V146H219V147H221L222 145H225L228 141V143L230 144L231 143V146H230V148L229 149H232V147H236L235 145L237 144V146H240V145H244V143L243 142H246L247 140V137L249 136L250 137V135H251V139L253 138V137H256V135L258 136H260V134L262 135L263 133H264V103L262 104V102H264V101H262V102H260L261 103V105H260V103L258 104V105H260V106H258V105H255V103L257 102V100L255 101V98L256 99H258V97L260 96L259 95V93H261L262 95H264V91H263V88H264V4L263 3H261V4H263V5H261L260 4V6H258L259 4H257ZM34 5V6H33ZM37 5V6H36ZM49 5V6H48ZM73 5V6H72ZM93 5H95V7L93 6ZM108 5V6H107ZM188 5V4H187ZM190 5V6H191ZM10 6V7H9ZM53 8H52V7ZM189 5H188V7L189 8H191ZM198 6V5H197ZM200 6H198V7H200ZM3 7V8H2ZM22 7V8H21ZM56 7V8H55ZM77 7V8H76ZM98 7V8H97ZM104 7V8H103ZM202 7V6H201ZM9 8V9H8ZM85 8V9H84ZM89 8V9H88ZM101 8H103L102 10H101ZM106 8V9H107ZM188 8V9H189ZM4 9V10H3ZM41 9V10H40ZM50 9V10H49ZM51 9H52V12H50L51 11ZM79 9V10H78ZM188 9H186V10H184V7L181 9V11H183V12H180L181 14H176L177 15V17L176 16H174V17H172V18H174L175 19V17L177 18L176 20H174V19H170V20H167L166 22H170L171 20H173L172 22L174 23V21H176V23H174V28H186L187 26H190V23L189 22H191V24L194 22V24H195V22H196V19L195 18H193L194 16H192V15H190L189 14V12H187L188 11ZM209 9V12H210V8H208ZM26 10V11H25ZM40 10V11H39ZM45 10V11H44ZM49 10V11H48ZM88 10V11H87ZM89 10L91 11V12H89ZM94 12H93V11ZM213 16H211V19L210 18H206L207 19V21H206V19H205V21H204V19H202V23H201V25H200V22L201 21H199V25H198V30H201V29H203V27L202 28H200L199 29V26H204L203 24H205V25H210V24H212L213 22L212 21H215V20H217L218 21V17L220 16L219 14H220V12H222V6H220V4L218 3V5H213ZM184 11H186L187 13H184ZM3 12V13H2ZM7 14H6V13ZM20 12V13H19ZM32 12V13H31ZM88 12V13H87ZM98 12V13H99ZM104 12V11H103ZM102 12V13H103ZM245 12V13H244ZM43 13V14H42ZM97 13V12H96ZM97 13V14H98ZM100 13H99V16H100ZM183 13H184V15H187V16H182L183 15ZM3 14V15H2ZM40 14H41V16H40ZM80 14V15H79ZM92 14H94V15H92ZM188 14L190 15V16H188ZM6 15V16H5ZM32 15V16H31ZM37 15V16H36ZM39 15V16H38ZM92 15V16H91ZM232 15H230V16H232ZM19 16V17H18ZM47 16H48V14H47ZM85 16H87V18L85 17ZM192 16V17H191ZM8 19H7V18ZM10 17V18H9ZM30 17V18H29ZM33 17L35 18V19H33ZM180 17V18H179ZM183 19H182V18ZM6 18V19H5ZM22 18H24V19H22ZM29 18V19H28ZM72 18V19H71ZM185 18V19H184ZM187 18V19H186ZM4 19V20H3ZM19 19L22 21H19ZM27 19V20H26ZM33 19V20H32ZM179 19H181V20H179ZM12 20H13V24H12ZM23 20H25V21H23ZM77 20V21H76ZM177 20L179 21V22H177ZM185 20H187V22H188V24L189 25H187V22L185 21ZM193 22H192V21ZM195 20V21H194ZM208 20L210 21L209 23H208ZM239 20V21H238ZM7 21V22H6ZM19 23H18V22ZM28 21H31V22H28ZM82 23V25H81V23ZM84 21H85V23H84ZM204 21V22H203ZM235 21V22H234ZM240 21H242V22H240ZM33 22H35L34 24H33ZM78 22V23H77ZM88 24H87V23ZM171 22V23H172ZM212 22V23H211ZM219 22V21H218ZM24 23V24H23ZM26 23V24H25ZM28 23V24H27ZM177 23H178V25H177ZM180 23V24H179ZM185 23V24H184ZM214 23H217V22H214ZM238 23H240V24H238ZM4 24V25H3ZM22 24V25H21ZM74 24V25H73ZM76 24H77V26H76ZM85 24V26H83ZM20 26V28H18L19 26ZM67 25V26H66ZM72 25V26H71ZM79 25H80V27H79ZM181 25V26H180ZM214 25V24H213ZM12 26V27H11ZM21 26H22V28L23 29H21ZM65 26H66V28H65ZM73 26H75V27H73ZM90 26V25H89ZM88 26V27H89ZM237 26H240V28L239 27H237ZM87 27V28H88ZM17 28H18V30H17ZM51 28H52V30H51ZM77 29V31H76V29ZM237 28H239L238 30H239V32H237L238 30H237ZM246 30H245V29ZM25 29V30H24ZM71 29V30H70ZM73 29H75V30H73ZM81 29V30H80ZM56 30V31H55ZM9 31V32H8ZM12 31V32H11ZM18 31H19V33H18ZM53 31H54V33H53ZM59 31V32H58ZM70 31V32H69ZM73 31V32H72ZM76 31V32H75ZM79 31V32H78ZM51 32L53 33V34H51ZM7 33V34H6ZM11 33V34H10ZM22 33V34H21ZM69 33V34H68ZM74 33V34H73ZM237 33H239L238 34V36H237ZM13 34V35H12ZM20 36H19V35ZM55 34V35H54ZM68 34V35H67ZM7 35H8V37H7ZM70 35V36H69ZM50 36H52V37H50ZM57 36V37H56ZM60 36V37H59ZM70 37V39H69V37ZM71 36H72V38H71ZM74 36V37H73ZM152 36V35H151ZM150 36V37H151ZM229 36H227V38L229 37ZM12 37H14V38H16V39H14V38H12ZM21 37V38H20ZM68 37V38H67ZM150 37L148 36L147 38H149L150 39ZM12 39V41L14 42V44H13V42L10 40V39ZM20 40H18V39ZM147 38L146 39H142L143 41H141L139 38L138 39H136L135 41H137L136 43H134V44H137V45H135V46H138V45H140V46H138V47H140V49H142V48H144L143 50L147 53H145L144 52V56H147V57H149L150 55L152 56V57H149L150 59L151 58H154V52H153V50L152 49H149L151 46V44H152V40L151 41H149V44H148V42H147ZM151 38H153V36L151 37ZM22 39V40H21ZM44 39V40H45ZM67 39H69V41H68V43H70V44H68L67 43ZM224 39V40H223ZM43 40V39H42ZM71 40V41H70ZM3 41V42H2ZM16 41V42H15ZM19 41V42H18ZM45 41H47V40H45ZM66 42L65 44H67V45H65V44H63V46H65V47H63L62 48V45H61V42ZM76 41V42H75ZM140 41H141V43H140ZM146 41V42H145ZM153 41H154V39H153ZM2 42V43H1ZM62 42V43H63ZM75 42V43H74ZM78 42V43H77ZM139 42V43H138ZM217 42H219V43H217ZM3 43V44H4ZM16 43V44H15ZM73 43H74V45H73ZM145 43H147V45L145 44ZM2 44V46H6L5 44L3 45ZM20 44V45H19ZM72 45V46H71ZM149 45V46H148ZM61 46V48L64 50V49H66V50H64L62 53L61 52H59L58 51V48ZM58 47V48H57ZM67 47V48H66ZM29 48V47H28ZM80 48V49H79ZM84 48V49H83ZM175 48L176 47H171V48H169V50L168 49H165V51H167L168 50V52H169V54L167 55V53H164L165 51L164 50H162L161 51V53H163V57H162V55L160 54V56L162 57V59L159 57V55H158V57L162 60V62H164V61H166V60H164L163 61V58L164 59H166V58H170L171 57V54L173 55V53H174V55L172 56V57H174L175 55H176V53H177V51H175ZM17 49H19V48H17ZM55 49H57V52H59L58 54H55L54 55V53H55ZM62 49H60L61 51H62ZM149 51H151V52H148V50ZM172 49V51H171V53H170V50ZM220 51H219V50ZM84 51V52H82V51ZM176 52H174V51ZM81 51V52H80ZM90 51V52H89ZM214 51V52H213ZM219 51V52H218ZM229 51V52H228ZM56 52V53H57ZM73 52H74V54H73ZM89 54H88V53ZM126 52V51H125ZM69 53V54H68ZM77 53V55L75 56V54ZM151 53V54H150ZM224 53H227V54H224ZM71 54V55H70ZM80 54V55H79ZM87 54V55H86ZM120 54H122V53H120ZM123 54H124V52H123ZM122 54V55H123ZM166 54V55H165ZM213 54H216V55H213ZM57 55V56H56ZM62 55V56H61ZM94 55V54H93ZM121 55V57H123ZM170 55V57H168ZM218 55V56H217ZM224 55V56H223ZM225 55H227V56H225ZM68 56V57H67ZM74 56H75V58H74ZM219 56H220V59L221 60H219L218 61V59H219ZM221 56H222V58H221ZM58 57V58H57ZM171 57V58H172ZM208 57H210V58H208ZM53 58H54V60H53ZM56 58V59H55ZM60 58V59H59ZM66 58V59H65ZM69 59V62H67L68 61V59ZM145 59H146V57H144ZM58 59V60H57ZM63 59V60H62ZM70 59H71V61H70ZM74 61H73V60ZM213 59L212 60H210L209 62H213L214 63V61H213ZM58 61V63H57V61ZM67 60V61H66ZM147 60H148V58H147ZM169 60H171V59H169ZM52 61V62H51ZM72 61H73V63L75 62V63H77V64H73L72 63ZM149 61V60H148ZM168 61V60H167ZM56 62V63H55ZM51 65H50V64ZM69 65H68V64ZM168 63V62H167ZM56 64H57V66H56ZM50 65V66H49ZM63 65V66H62ZM68 65V66H67ZM71 65L73 66V67H71ZM208 65V66H207ZM213 66V67H211L210 68V66ZM46 66V67H45ZM48 66H49V68H48ZM54 66V67H53ZM61 66H62V68H61ZM169 66H170V64H169ZM65 67V68H64ZM71 67V68H70ZM79 67V68H78ZM170 67H172V66H170ZM64 68V69H63ZM67 68V69H66ZM188 68H189V74H187V70H188ZM49 70V71H48ZM51 71V72H50ZM59 71V72H58ZM43 72H45L44 74H43ZM52 72H54V73H52ZM58 72V73H57ZM63 72V74L64 75H62L61 73ZM70 72V70H69V73L68 74H70V76H72V74L73 73H71ZM181 72V73H180ZM184 72H186V76L184 75L185 73ZM83 73H85V72H81L78 76H80V75H82V76H80L81 77V79L82 78H85V75L83 74ZM179 75H178V74ZM42 74H43V76H42ZM67 74V75H68ZM87 74V77L90 75V73H89V75H88V73H86ZM167 74H169V75H167ZM174 74H175V76H174ZM57 75V76H56ZM83 75H84V77H83ZM181 75H184L185 76V78H182V76ZM46 76H48V78L46 77ZM73 76H75L74 74H73ZM175 78H174V77ZM181 77V78H179L178 79V81H177V83H176V80H177V78L176 77ZM183 76V77H184ZM51 77V78H50ZM75 77V78H76ZM90 77V76H89ZM88 77V79H82V81L83 80H86V81H88V82H90L89 80H91L92 78L91 77H93V76H91L90 78ZM174 79H173V78ZM46 78V79H45ZM74 78V77H73ZM78 78V77H77ZM171 78V81H173V82H175V83H173V85H171V86H169V80L168 79H170ZM44 79H45V81H44ZM54 79V80H53ZM80 79V80H81ZM94 79V78H93ZM92 79V80H93ZM173 79V80H172ZM39 80H41V81H43L42 83H41V81H39ZM175 80V81H174ZM46 81L49 83V82H51V84L49 83V85H48V83H46ZM165 81V82H166ZM180 81V82H179ZM40 82V83H39ZM131 82L132 81H129V82H124V83H128L127 85H125V86H123L124 85V83H122V85H121V87L122 88H124L125 89V87H128L130 90L128 91V88L126 89V91H128V92H130V93H128L129 94V97L130 96H133L134 94H132V93H134L133 91H135V94H137V96L138 97H140V96H143L145 93V91L147 90L148 91V88L145 90V87H143V89H142V87L141 88H139L138 87V89H141L142 91V95H140L141 93H140V91L139 90H137V87H135V83H133L132 82V84H131ZM164 82V83H165ZM91 83H92V81H91ZM130 83V84H129ZM41 84V85H40ZM95 84V83H94ZM93 83L92 84H86V85H88V87L90 86V93H97V91H95V87H96V84L94 85ZM170 84H172V83H170ZM185 84H186V86H185ZM188 84V85H187ZM34 85V86H33ZM95 86V87H93V91H91V88H92V86ZM169 86V88H168V86ZM40 86H42V87H40ZM45 86H47V87H45ZM49 86H50V88H49ZM130 86H132L131 88H130ZM87 87V88H88ZM188 87H190V92L189 91H187V88ZM45 88V89H44ZM98 87H96V89H97ZM53 89V90H52ZM84 89L87 91L88 89H86L85 87H84ZM84 89L83 88H81V90H83L84 91ZM124 89H122V90H124ZM184 89H186L185 91V95H184ZM222 89H223V91L224 92H226L225 94H221V93H223L222 92ZM261 90L262 89V91L261 92H258V90ZM53 92H55V94H53L51 91ZM80 90V92L81 93H83V91H81ZM151 90V89H150ZM149 90V91H150ZM259 90V91H260ZM125 91V90H124ZM146 91V92H147ZM163 91H162V93H160V95L161 94H164L163 93ZM253 91H254V93H255V95H256V97H254V93H253ZM50 92V93H49ZM132 92V93H131ZM138 92L140 93L139 95H138ZM193 92V93H192ZM258 92V93H257ZM84 93H87V92H84ZM83 93V94H84ZM165 93V94H166ZM201 93V94H200ZM258 94V97H257V94ZM59 94V93H58ZM130 94H132V95H130ZM190 94L192 95V96H190ZM204 94V95H203ZM253 94V95H252ZM55 95V96H54ZM61 95V96H60ZM60 95H58V97L59 98H62V95L63 94H60ZM205 95H208V97L209 98H204V96ZM42 96V97H41ZM56 97V98H54V97ZM128 96V95H127ZM136 96V95H135ZM174 96V97H173ZM190 96V97H189ZM39 97H40V99H39ZM48 97H49V99H48ZM159 97H161V98H159V99H161V101L160 102H163V100H167L168 101V98L166 97V95H163V96H159ZM162 97H166V98H162ZM170 97H173V98H170ZM177 97L179 98V99H177ZM198 97V98H197ZM248 97H250V99H248ZM264 97V96H263ZM63 98H66V97H64L63 96ZM99 99L100 97H95V99L93 98V99H88V102H90V103H85V105L86 104H88L89 106H90V104H91V107H89L88 108V105H87V107L85 106V105H83V106H85L84 108L87 110V114H86V112H85V114H84V110H82V113H80V111H78V109H77V111H75V108H78V107H80L79 108V110H81V104H83V103H81L80 105H78L77 107H74V108H72L74 111H72V109H71V111L72 112H75L76 113V116L75 115H73L72 113H71V111L69 110V117L71 118H73L74 120H75V118H76V122L77 121H79V120H83L84 118V116L85 115H87L86 117L88 118V115L90 114H94V113H96L98 110H97V107L98 106H96V104H99L100 103V101L99 100H101V102H102V100L103 99H99L98 100V103H97V100L96 99ZM111 97H109L108 98V100L110 99ZM149 98V97H148ZM205 100H204V99ZM43 99V100H42ZM45 99H48V100H45ZM56 99H57V101H56ZM195 99V100H194ZM198 99V100H197ZM202 99V100H201ZM254 99V100H253ZM63 100H66V101H68L69 102V99L67 100V99H63ZM89 100H93L92 101V103H94V101H96V104H94V105H92V103H91V101H89ZM107 99L104 101L105 102V107H107L108 105H106V104H108V102L110 103V101L111 100H113V99H110V101H108ZM22 101H23V103H22ZM26 101V102H25ZM33 103H32V102ZM47 103H46V102ZM55 101V102H54ZM184 102L183 101V103L182 104H184L185 103V105H187V102ZM192 101V103H194ZM36 102V103H35ZM50 102V103H49ZM56 102H57V105H56ZM206 102V103H205ZM209 102H211L210 104H209ZM253 102V103H252ZM25 103V104H24ZM40 103L42 104V105H40ZM58 103H60V107L58 106ZM195 103V104H196ZM201 103V102H200ZM200 103H198L199 105V107L198 108H200V106L201 105H203V104H200ZM246 105H245V104ZM35 104V105H34ZM39 105V106H37V105ZM62 104V105H61ZM65 104H67L66 102L64 103V106H65ZM101 105L103 104V102L102 103H100ZM178 105V106H176V108H177V110H176V108H174L173 109V107H172V109L171 110H167V112H165L166 113V115H172V113H174L175 111H178L179 109V107H182L183 105ZM190 104V103H189ZM244 104V105H243ZM24 105H26V106H24ZM34 105V106H33ZM57 107H56V106ZM100 105V106H101ZM104 105H102V107H103V109H105V107H104ZM204 105V106H205ZM242 107H244L245 109H246V107H248V105L249 106H252V108H250V107H248V109L250 110L249 112H247L248 110L246 109L244 112L246 113L245 114V117L244 116H240L241 114L243 115L244 113H242V112H240V109H241V106ZM263 105V106H262ZM33 106V107H32ZM56 107V108H54V107ZM93 106V107H92ZM99 106V107H100ZM203 106V107H204ZM238 106V107H237ZM240 106V107H239ZM253 106H255V109H254V107ZM257 106V107H256ZM262 106V107H261ZM26 107V108H25ZM38 107V108H37ZM41 107H43V108H41ZM98 107V108H99ZM102 107H100L101 109H102ZM41 108V109H40ZM51 108V109H50ZM94 108H96L95 110H94ZM120 108V107H119ZM119 108H116V109H114L113 111L112 110H110L109 112H111V113H107L108 115L110 114V115H112V116H114L115 115V119H114V117L112 118V116L110 117V115L107 117V114H106V117H105V114L104 113H102V112H105L106 113V111H98L96 114L98 115V116H95V117H98L97 119H98V121H97V119H95V118H93V122L94 121H97V123L99 122V121H101V122H99V124L97 125V123L96 122H92V120L89 122V119L87 120V121H85V119H86V117H85V119H84V121L86 122V126H87V123H88V125L91 123V124H94V126L91 128V126H89V128H87V130L85 129L86 127H85V125H78L76 122V124L78 125V127H76V128H72V127H69V123H70V125L72 124V123H74L73 121H72V118L70 119V122H69V120H68V118L69 117H67L66 115L68 114V111L66 112V111H64V114H63V112H62V114L60 115V123H61V121H62V124H59V122H57L58 124H56V123H53V125L54 126H52L51 127V124L49 125V130L51 129V128H53V127H55V126H60V125H67V127H69L70 128V130H71V128L73 129L72 131H71V133H70V131H69V129H67L66 128V130H68L69 131V133H67L66 131H64L63 133H62V135H60L61 136V138L59 139V141L61 142V139L63 138V136H65V138H67V140L69 141V143H70V145H69V143H67L68 144V146H64L65 144V142L67 141L65 138V142H64V139L62 140L63 142H61V143H63V146L61 147L59 144H61V143H58L57 142V146L58 147H56V144H52V142L50 143L49 141H51V140H53L55 143H56V141H58V139L57 138H53V139H51V137L49 138V141H46L47 143H46V145L45 144H43L44 142H43V140L41 141V145H44V146H48V148H49V151L47 152V150H46V152L47 153H49V154H51V155H49L50 157L52 156V154H53V156L55 157V159H53V156H52V161L53 160H55V161H53V162H56V161H58V162H60L59 164L58 163H54L55 164V166H54V164H53V166H52V163L50 164L49 163V165H47V164H43V165H47L48 166V168L46 167V169L43 167V165H42V167L47 171V169H49V168H53V172H54V169L56 168V165H57V169H58V166L60 167V168H63L64 167V165H63V163H61V162H63V161H65V162H67V163H69V161H70V163L69 164H71V165H73V164H75V162H76V164L78 163H80V161H81V163L80 164H84L83 166H81L80 164H79V166L77 167V169H75V171H77L78 169H79V167H80V169L82 170V175H84L85 177H86V179L87 178H89L88 176H90V175H92L91 173H92V171L91 170H93V168L96 166L95 164H97V168H96V170L98 171V169H99V167H101L102 166V169L104 168V167H106L104 164H109L110 162L112 163L113 161L112 160H115L116 159V157L118 158L117 160H119V155H121V154H125L127 151H125L126 149L128 150L129 148H132V145H134L135 143H138L137 141H138V139H140L141 140V138H142V135H140V134H138V133H142V132H138V131H135V132H133V134H125V132L123 131V129L125 130V131H127V130H129L131 127H132V124L138 119V112H136V114H138L137 115V117L135 116V121H133V119L131 120V118H133V116L135 115V112H128V114L126 115V117L124 116V115H122L121 113H122V110H121V112H119V114L116 116V110H118ZM202 108V107H201ZM234 108H235V110H236V112L234 111ZM239 110H238V109ZM18 109V110H17ZM40 109V110H39ZM90 109H93L92 111H94V112H92L91 111V113L89 112L90 111ZM22 110V111H21ZM43 110V111H42ZM85 110V111H86ZM237 110L240 112H238L240 115V117H238V115H236V117H235V115H234V118L236 119V120H234V122L235 121H237V122H235L234 124H233V126L236 124V126L234 127V129H232V130H230V126H229V128H228V131L226 130V125L228 126L229 125V122L231 121V120H233L234 118H232V119H230L231 118V115H233V114H238L237 113ZM20 111V112H19ZM51 111V112H50ZM96 111V112H95ZM115 111V113L113 114V112ZM119 111H120V109H119ZM171 111H173V112H171ZM17 112V113H16ZM19 112V113H18ZM24 112V113H23ZM52 112V113H53ZM65 112H66V115H65ZM108 112V111H107ZM169 112V113H168ZM124 113H127V112H123V114ZM129 113H132L131 115L129 114ZM134 113V114H133ZM168 113V114H167ZM247 113H249V114H247ZM24 114V115H23ZM30 114V115H29ZM33 114V115H32ZM73 116H72V115ZM83 114H84V116H83ZM101 114H104L103 116H100ZM209 114V115H208ZM212 114V115H211ZM26 115H28V116H26ZM37 115V116H36ZM39 115V116H38ZM66 117H65V116ZM71 115V116H70ZM89 115V116H90ZM133 115V116H132ZM168 115V116H169ZM205 115V114H204ZM203 115V116H204ZM15 116H17L16 118L17 119H15ZM64 116V117H63ZM77 116H79V117H77ZM82 116V117H81ZM119 116H121V117H119ZM129 116V117H128ZM140 116V115H139ZM167 116V118H169ZM217 116V117H216ZM229 116V117H228ZM34 117V118H35ZM210 117V118H209ZM233 117V116H232ZM247 117V118H246ZM6 118V119H5ZM23 120H21V119ZM64 118H66V119H64ZM81 118V119H80ZM99 118H100V120H99ZM103 118V119H102ZM108 118H111V119H113L112 120V123H110V124H108L109 122H111V120L110 119H108ZM117 118V119H116ZM122 118V119H121ZM129 118V119H128ZM214 118V119H213ZM241 118V120H239ZM20 119V120H19ZM36 119L34 120V119H32L30 122L31 123H33V120H34V122L36 121ZM77 119H79V120H77ZM106 119V120H105ZM124 119V120H123ZM202 119V120H203ZM223 119V120H222ZM230 119V120H229ZM239 120V122H238V120ZM9 120H12V121H9ZM64 120H68L67 122H69V123H67V122H65ZM129 120V121H128ZM215 120V121H214ZM229 120V121H228ZM5 121V122H4ZM18 121V122H17ZM64 121V122H63ZM105 123V125L106 126H104V123ZM107 121H109V122H107ZM116 121V122H115ZM126 121V122H125ZM133 122V123H129V122ZM205 121V120H204ZM204 121H202V122H204ZM225 121H228V122H224ZM241 121H242V123H241ZM245 121V122H244ZM14 122V123H13ZM16 122H17V126H18V128H17V126H16ZM30 122H29V124H30ZM80 122V121H79ZM213 122V123H212ZM13 125H12V124ZM67 123V124H66ZM74 123V124H75ZM96 123V124H95ZM215 123V124H214ZM239 123V124H238ZM28 124V125H29ZM56 124V125H55ZM71 125V126H77V125ZM103 126H102V125ZM126 124V126H128L127 128H126V126H124ZM128 124V125H127ZM210 124V125H209ZM225 126H224V125ZM26 125H27V122H26ZM30 125H32V124H30ZM29 125V126H30ZM114 125V126H113ZM221 125V126H220ZM222 125H223V129H225V130H223L222 128L220 129V127H222ZM238 125H240V126H238ZM243 125V126H242ZM4 126V127H3ZM79 126H81V127H79ZM82 126H84V129H83V127ZM108 126H110L109 128H108ZM113 126V127H112ZM215 127V128H213V127ZM233 126H232V128H233ZM14 127V128H13ZM20 127V128H19ZM51 127V128H50ZM61 127V126H60ZM117 127H119V128H117ZM124 127V128H123ZM209 127V128H208ZM212 127V130L210 129ZM12 128V129H11ZM44 128V127H43ZM43 128H41V130H40V132L41 133H43V135H44V132L46 133V131H47V128H45L43 131H42V129ZM78 128V129H77ZM82 129L83 131H80V129ZM96 128V129H95ZM114 128V129H113ZM123 128V129H122ZM7 129H9V130H7ZM54 129H56V127L54 128ZM75 129L77 130L76 132H78V133H76L75 132ZM111 129H113L111 132H113V131H115L113 134H115V135H113V134H109V132H110V130ZM115 129H117V130H115ZM127 129V130H126ZM196 129L198 130V131H196ZM208 129H210L209 131H207ZM38 129L36 130V131H33L32 133L30 132V134H35V133H38V131H39ZM46 130V131H45ZM51 130H53V129H51ZM92 130V131H91ZM97 130V131H96ZM224 132H223V131ZM79 131H80V133H79ZM95 131V132H94ZM99 131V132H98ZM121 131H123V132H121ZM202 131L203 132H205L206 131V133H203L202 134ZM222 131V132H221ZM3 132V133H2ZM10 132V133H9ZM15 132V134L13 135V133ZM19 132H20V130H19ZM39 132V133H40ZM68 134V137L66 136V133ZM75 132V133H74ZM92 132V133H91ZM94 132V133H93ZM108 132V133H107ZM116 132H118V135H116L117 133ZM215 132H216V134H215ZM221 132V133H220ZM248 134H247V133ZM35 134L34 136L38 139V138H40L39 136H41L40 134ZM65 133V134H64ZM75 135H74V134ZM96 133V137L94 138L93 136H94V134ZM97 133H99V134H97ZM120 133V134H119ZM122 133H123V135L125 134L128 138L126 139L125 137V135L123 136L122 135ZM212 133V134H211ZM243 133H245V134H247V135H245L244 137L246 138H244L245 139V141H242V140H244L243 139V135H241V134H243ZM9 134V135H8ZM11 134V135H10ZM30 134H26L27 136H26V139H29L30 138V140H34V136L32 137V136H30L29 137V135ZM70 134L72 135L71 137H70ZM77 134V135H76ZM82 134V135H81ZM92 134H93V136H92ZM242 136V138L240 137V135ZM250 134V135H249ZM13 135V136H12ZM18 135V134H17ZM42 135V136H43ZM98 135V136H97ZM110 135V136H109ZM113 136V141H112V136ZM121 135V136H120ZM132 135V136H131ZM137 135H139L137 138H136V136ZM204 135V136H203ZM205 135L207 136V137H205ZM213 135V136H212ZM10 136H12V140L10 139ZM41 136V137H42ZM115 136H117V137H115ZM239 136V137H238ZM247 136V137H246ZM14 137V138H13ZM25 137V136H24ZM23 137V138H24ZM74 138V139H70V138ZM78 137V138H77ZM120 137H122V138H120ZM124 137V138H123ZM129 137H131V138H129ZM194 137V135L192 136V138ZM195 137H194V139H195ZM203 137H205V140L203 139ZM69 138V139H68ZM104 138V139H103ZM107 138V139H106ZM111 138V139H110ZM120 138V139H119ZM238 140V138H239V141H236V139ZM25 138L23 139V141L21 140L20 141V139H18L19 141H18V143L16 142V144L15 145H17V146H15L13 143V146H12V144H6V143H4V145L6 144V146H9V147H5L3 144H1V145H3V146H1L0 145V148H1V150H0V169L3 167V166H1V165H4L5 166V164L6 163H8L9 161L7 160V159H5V157H8V155L10 154V152H12L11 150H15V149H17L18 151H21V153H25V149H26V147L27 146H29L30 147V145H31V142H28V140H26ZM37 139H35V140H37ZM51 139V140H50ZM55 139V140H54ZM80 139V140H79ZM98 139V140H97ZM110 139V140H109ZM115 139V140H114ZM118 139V140H117ZM193 139V140H194ZM199 139H202L201 140V142H200V140ZM17 140V138L15 139V141ZM34 140V141H35ZM96 140H97V142H96ZM104 142H103V141ZM107 140V141H106ZM123 140V141H122ZM127 140V141H126ZM240 140H241V142H242V144H240L241 142H240ZM249 140V139H248ZM11 141V142H10ZM28 142L29 143V145H28V143L26 144L25 142ZM67 141V142H68ZM72 141V142H71ZM78 141V142H77ZM99 141V142H98ZM112 141V142H111ZM208 141L211 143H209L208 144ZM213 143H212V142ZM219 141L221 142V143H219ZM223 141H224V143H223ZM232 141H233V143H232ZM1 142V143H2ZM43 142V143H42ZM89 142V143H88ZM96 144H95V143ZM102 142V143H101ZM108 142V143H107ZM115 144H114V143ZM116 142H118V143H116ZM135 142V143H134ZM194 142V141H193ZM200 142V143H199ZM217 142V143H216ZM237 142H239V143H237ZM33 143V142H32ZM39 143V142H38ZM49 143H50V145H49ZM94 143V144H93ZM97 143H100V144H102V145H104V147L103 146H101L103 149L106 147V149H101V147H100V145L99 144H97ZM216 143V144H215ZM236 143V144H235ZM22 144H23V146H22ZM27 145V146H25V149H23V151L21 150V147H23L24 148V145ZM66 144V145H67ZM90 144H93L95 147H99L102 151L97 155V154H95L97 157H93V156H90V155H92V154H89L88 152H87V150H89L90 148H92L91 146H89ZM108 144V145H107ZM113 144V145H112ZM117 144V145H116ZM194 144V146H196L197 145V143L196 142H194L193 143ZM196 144V145H195ZM214 144V145H213ZM219 144V145H218ZM232 144H233V146H232ZM19 145H21V146H19ZM83 145V146H82ZM84 145H86L85 146V148L87 149H85V148H83L84 147ZM92 145V146H93ZM98 145V146H97ZM106 145V146H105ZM112 145V146H111ZM12 146V147H11ZM15 146V147H14ZM60 146V147H59ZM88 146H89V149H88ZM93 146V147H94ZM109 146V147H108ZM198 146V149L199 148H201V146L199 147ZM5 147V148H4ZM11 147V148H10ZM151 147H153V146H151ZM222 147H224V146H222ZM41 148H43L42 146H41ZM45 148V147H44ZM47 148V147H46ZM60 148H61V150H60ZM227 148V147H226ZM225 147H224V149H226ZM29 149V148H28ZM27 149V151H29V150H31V149H29L28 150ZM212 149H214V148H212ZM223 149V148H222ZM228 149V148H227ZM17 150H15V152L17 151ZM83 151V153H84V157H82V158H84L83 160H81L82 158L80 157V154L82 153V151ZM86 150V151H85ZM106 150V151H105ZM3 152V154H2V152ZM10 151V152H9ZM63 151V152H62ZM125 152V153H121V152ZM7 152H9L7 155H6V153ZM80 152V153H79ZM105 152V153H104ZM120 152V153H119ZM85 153H88L89 154V156H87L88 154H85ZM102 153V154H101ZM58 154V155H57ZM78 154H79V156H78ZM2 155H4L3 157H2ZM74 155V156H73ZM37 156V155H36ZM35 156V157H36ZM59 157V159H63V161H61V160H59L58 159V157ZM67 156V157H66ZM78 156V157H77ZM82 156H83V154H82ZM102 158H101V157ZM119 156V157H118ZM38 157V156H37ZM93 157V158H92ZM108 157V158H107ZM4 158V159H3ZM57 158V159H56ZM68 160H67V159ZM75 158V159H74ZM79 158H81V159H79ZM85 158H87V159H85ZM104 158V159H103ZM145 158H148V157H145ZM145 158H141L140 160L138 159V161H135V166H137L138 165V163H139V165H141L142 164V162H144V160H145ZM2 159V160H1ZM37 159V158H36ZM35 159V160H36ZM69 159H71V160H69ZM73 159V160H72ZM76 159H78V160H76ZM126 159V160H125ZM144 159V160H143ZM7 160V161H6ZM34 160V161H35ZM75 160V161H74ZM101 160V161H100ZM106 160V161H105ZM128 159L127 158H123V159H120L119 160V162H121V163H125L126 161H127ZM136 160V159H135ZM73 161H74V163H73ZM82 161H83V163H82ZM110 161V162H109ZM39 162V161H38ZM37 161H35V164L38 166L39 165V163H41V162H39L38 163ZM107 162V163H106ZM1 163H4V164H1ZM111 163L109 164L110 166H111ZM116 163H118L117 161H116ZM121 163H118V164H112L113 166H116V165H118L117 167H120L121 166ZM137 163V164H136ZM35 164L33 165H31L30 164V169H28L29 168V166H28V168L26 167V168H23L25 171H27V172H25L23 169H18V170H20V172L19 173H17V175L15 174V170H14V172H12L13 170H11V172H9V171H7V175H8V172H9V174H11V175H8V176H6V171L5 172H3L4 173V175H3V173H2V170H0V172L2 173H0V176H3V179H2V177H0V198H1V200H0V205H1V202H2V204H3V207L1 208V209H3L4 207H6L7 206V202L8 201H10L11 202V200L12 199H14V197H16L15 196V194H17V193H19L20 191H19V189H17L16 190V188H18V187H20L21 185H22V183H23V179H24V182H27V181H25L26 180V177H27V175L30 177V180H31V177H32V175H33V177L34 178H36L37 176H41V175H43V174H41L42 172H43V169H42V167H41V165L40 166H38L37 168H35V167H32V166H35ZM120 164V165H119ZM122 164V165H123ZM132 166H134V160H133V162H132ZM51 165V166H50ZM65 165H66V163H65ZM68 165V164H67ZM92 165H95L94 167H91ZM99 165V166H98ZM138 165V166H139ZM86 166V167H85ZM112 166V167H113ZM135 166H134V168H135ZM179 166H180V164H179ZM182 166V165H181ZM180 166V167H181ZM6 167V166H5ZM41 167V168H40ZM55 167V168H54ZM177 167V166H176ZM180 167H177V168H179V171H181V172H179L178 171V169L177 168H175L176 169V176L179 174H182V173H184V176L185 175H189L190 176V173L192 172V170H193V175H191L192 177H188V175H187V177L185 176V180H184V178H179V179H177L174 183L173 182H171V185L172 184H174V185H168L167 187H169V188H164V189H160V190H155V188H154V190H155V192H153V193H155L156 195L158 194H162L161 192H162V190H164V191H166L165 189H168V190H170L171 188L173 189V190H176V189H178L177 191H176V193L174 192V191H172V192H174V194L171 192V190H170V192L174 195V196H172V198H174V200H176V199H180V201L182 200V198L184 197V196H186V194H190L191 193V191L192 192H194V190L196 191L197 189V187L198 188H202L203 186L201 185L202 184V182L204 183V180L205 179H202V172H198V171H196L195 170V168L197 169V167L194 165H184V167L180 170ZM40 168V169H39ZM83 168V169H82ZM92 168V169H91ZM2 169H5V168H2ZM41 169H42V171H41ZM90 171H89V170ZM102 169H100V170H102ZM105 169V168H104ZM103 169V170H104ZM45 170H44V173H45ZM56 170V169H55ZM59 170V169H58ZM81 170H78L79 171V175H78V171L77 172H75V171H73L72 173H74L75 175H77L78 177H79V180L81 179V177H82V175L80 174V171ZM83 170H85V171H83ZM99 170V171H100ZM102 170V171H103ZM51 171V169L49 170V172ZM89 173H88V172ZM98 171V172H99ZM16 172H17V169H16ZM37 172V173H36ZM84 172H86V173H84ZM101 172V171H100ZM216 172V171H215ZM13 173V174H12ZM33 173V174H32ZM38 173H40L41 175H39ZM51 173V172H50ZM77 173V174H76ZM96 173L97 172H95V174H94V177H96L95 175H96ZM191 173V174H192ZM196 175H195V174ZM198 173V174H197ZM202 174V175H200V176H202V177H200V176H198L199 174ZM211 173L212 172H210V173H208V175H210L211 176ZM217 173V172H216ZM216 173H213L212 175H214V176H211V178L213 179H211V178H209V180H208V182H210V184H208L207 185V187H209V188H212L213 190H214V188H213V186L214 187H216V186H218V182H220V180H222L223 179V181H224V179L226 178V176H224L225 178H223V176H221V175H218V174H216ZM27 174V175H26ZM35 174V175H34ZM71 174V173H70ZM70 174H68V175H65L66 177L68 176V178H70V180L71 179H73V180H77V179H74V177H72L71 178V175ZM74 174L72 175V176H74ZM87 174V175H86ZM88 174H90V175H88ZM31 175V176H30ZM60 175V174H59ZM179 175H178V177H179ZM207 175V176H208ZM11 176H12V179H10L11 178ZM20 176V177H19ZM70 176V177H69ZM183 175H182V177H184ZM196 176H198V179H197V177ZM218 176H221L222 177V179H221V177H220V179H219V177ZM10 177V178H9ZM14 177V178H13ZM16 177H18V178H16ZM22 177V178H21ZM29 177H27L28 179H29ZM66 177H64L63 178V176H62V178H61V180L63 181V182H61V183H63L64 184V186H65V184H66V182L64 183V181L67 179ZM92 177V176H91ZM181 177V176H180ZM194 177H196L195 179H194ZM199 177H200V179H199ZM216 177V178H215ZM34 178H32V179H34ZM77 178V177H76ZM187 178H189V180L187 179ZM204 178V177H203ZM6 179H8V180H6ZM27 179V180H28ZM82 179H84L83 177H82ZM121 179V180H120ZM119 180L120 181H122V178H120ZM144 179V178H143ZM192 179V180H191ZM4 180V181H3ZM11 180V181H10ZM13 180L15 181V182H13ZM17 180V181H16ZM142 179L140 178L139 180H136L137 181V186H140V181H141ZM179 180V181H178ZM188 180V181H187ZM201 180V181H200ZM7 181V182H6ZM10 181V182H9ZM67 182H69V180H66ZM178 181V182H177ZM222 181V182H223ZM3 182V184H1ZM18 182V183H17ZM181 182H185V183H181L182 184V186L180 185V183ZM206 182V181H205ZM215 184H214V183ZM11 183V184H10ZM21 183V184H20ZM143 183V182H142ZM179 183V184H178ZM8 184H10V187L9 188H13V189H10L9 190V188L7 187V186H9ZM185 184V185H184ZM217 184V185H216ZM220 184H221V182H220ZM2 185H4V186H2ZM7 185V186H6ZM20 185V186H19ZM135 185V186H134ZM142 185V184H141ZM175 185L176 186H181L180 188H178V187H176L175 188ZM212 185V186H211ZM15 186H16V188H15ZM60 186H63L62 184H60ZM133 186L136 188V183H135V181H134V183H133ZM143 186V185H142ZM6 189H5V188ZM94 187V186H93ZM138 188H141V186L140 187H138ZM137 188V189H138ZM143 188V187H142ZM185 188V189H184ZM208 188V189H209ZM264 188V187H263ZM263 188H261L259 191H257V192H259V193H256V191L255 192H253V190H252V188L250 187L249 188V190L248 191H252L253 193H256V195H254L253 197H250L249 199H247V201H245V200H243L242 199V197H241V199H240V197L238 196V195H236L235 197H238V198H235V200H234V202H236V204H234L233 203V201H232V204H230L227 208L225 207V200L223 199H221V200H217V201H215V203L214 204H212V206H208V207H203V209H204V211H203V213L200 211V208H198V210H195V211H198L196 214L194 213V210H190V211H188L186 214H188L189 212L191 213V215H190V213L188 214V215H180V216H176L175 218H173V217H171V219H170V221L169 220H167L166 221V223H164V224H162L160 227L161 228H157V230L155 231V233H151L150 234V230H148V228H146V227H148L149 226V229L151 228L150 227V225L148 224L147 226H146V223H144V224H142L141 223V225L142 226H144V227H142L141 225H140V227H141V229H139L138 231H137V233L136 232H133L132 233V235H137L138 234V232L140 233V234H138V238H136V239H138L139 241H141V242H143V244L141 243V244H139V245H137V246H135V245H131V244H129V243H127V242H122V243H120V245H119V247L117 248L118 250H117V253H115L116 252V250H115V252H114V250H112V255L110 254L111 253V250L109 251V250H107V248L105 247V249H104V247H101V248H99L97 251L98 252H96L95 253V256H94V258L95 259H93V262L91 263H89L88 262V264H96V263H99L100 264V262L102 263V264H104V262H105V264H109V262H110V264H126L127 263V257H128V259L130 260V259H132L133 260V263L134 264H136L137 262V264H173V262H175V261H179V260H185L184 261V264H196V263H198V262H196V261H199V258L197 257V255H198V251H200L201 249L202 250H204V249H207V248H211V249H216V251L217 250H219L218 252L219 253H223L224 251H225V249H228V248H230L233 244H235V243H237V241L239 242V241H241V240H243L242 239V237L244 236V235H242V234H244L245 232H248L247 231V228H248V230H250V229H253V228H251V226H254V225H252V223L253 224H255L256 223V220L258 221V223H256L255 224V226H256V230L255 231H257L256 232V234H253L252 236L250 235V237L251 238H249V239H247V241L245 242V243H243L242 241H241V243L238 245V247L239 248H237V250H236V253H235V255L231 258V259H229L227 262L229 263V264H234L235 262L237 263V264H241L242 262H240L241 260L243 261V262H245V260L248 258L249 260H250V258H251V260H253V257H256L255 255H260V254H263V253H261V252H264V223H261V222H264V189ZM100 189H103V188H100ZM207 189V190H208ZM212 189H210L209 190V192L211 191L212 192ZM254 189V188H253ZM13 192H12V191ZM17 191V193H16V191ZM97 190V189H96ZM141 190H144V193H142V191ZM139 189V191L141 192V193H139V191H137L138 193H136V194H134V196L133 197H135L137 194L139 195L137 198H138V200H137V198L135 197V198H133L132 196V198L131 197H127L126 199H124V200H122V203H121V201L119 202H114V203H110V204H107V203H103V202H99V203H97V204H99L100 206V208H98L99 210H97V211H99V213H98V215H97V212H96V215L95 216H97L96 217V220H97V222H99V221H101V222H103V223H100V224H106V223H109L110 224V222L112 221L113 222V220L114 219H122L121 217H123L124 219H133V218H135V217H137L138 216V214L140 215L142 212H144L143 210H141V209H144L145 211H147V207H151L152 206V203H154L155 201L157 202V200L159 199V197H158V199H157V197H156V195L155 194H152V193H149V191L147 190V192L145 191L146 189ZM256 190V189H255ZM10 193H9V192ZM15 191V192H14ZM19 191V192H18ZM95 191V190H94ZM100 191V192H99ZM262 191V192H261ZM12 192V193H11ZM93 192V191H92ZM178 192V193H177ZM8 193V194H7ZM15 193V194H14ZM104 193V189L103 190H99V188H98V191H95L94 193H89V194H91V195H87L86 196V199H85V197L83 198V201H86V200H88V201H90L91 199V201L92 202H94V200L96 199L97 200V197H101L102 195H104L103 194ZM5 194V195H4ZM10 194V195H9ZM141 194V195H140ZM143 194V195H142ZM5 196V197H2V196ZM19 195L20 194H18V197H19ZM157 195V196H158ZM182 195H184L183 197H182ZM258 195V196H257ZM14 196V197H13ZM91 196V197H90ZM153 196H155V199H154V197ZM7 197H10V198H7ZM17 197V198H18ZM89 199H88V198ZM93 197V198H92ZM6 198H7V200H6ZM12 198V199H11ZM91 198V199H90ZM244 198V197H243ZM131 199H133V200H131ZM135 199H136V201H135ZM238 199V200H237ZM251 199V200H250ZM173 200V201H174ZM249 200V201H248ZM6 201V203H5V205L6 206H4V202ZM14 201V200H13ZM154 201V202H153ZM179 201V202H180ZM240 203H239V202ZM245 203H244V202ZM155 202V203H156ZM177 203V201H174V203ZM239 204H238V203ZM244 203V204H242V203ZM259 202V203H258ZM9 203V202H8ZM120 203V204H119ZM103 204H105V205H103ZM116 204V205H115ZM216 204V205H215ZM35 205V204H34ZM102 205V206H101ZM109 205V206H108ZM112 205H114V206H112ZM121 206V209H120V207L119 206ZM123 205V206H122ZM126 205V206H125ZM236 205V206H235ZM240 205V206H239ZM256 205H258V206H256ZM2 206V205H1ZM0 206V207H1ZM25 206H26V209H25ZM27 206H30L29 208L30 209H33L32 208V204L30 205H24V206H22L21 207V209L20 210H22V211H20L19 210V214H20V212H22L20 215H22V216H25V215H27L26 214V212H27V210H29L30 211V209L27 207ZM107 206V207H106ZM113 207L112 209H110L111 207ZM116 206H118L117 208H116ZM221 206L222 207H224V209L223 208H221ZM233 208H232V207ZM253 206H255L254 207V209H253ZM23 207H24V210H23ZM34 208H35V206H33ZM149 207V208H150ZM238 207V208H237ZM28 208V209H27ZM147 208V209H146ZM202 208V207H201ZM206 208V209H205ZM221 208V209H220ZM226 208V209H225ZM228 208H230V210L228 209ZM231 208H232V210H231ZM237 208V209H236ZM252 208V209H251ZM197 209V208H196ZM215 209V210H214ZM223 209V211H221ZM25 210H26V212H25ZM110 210V211H109ZM117 211V212H115V211ZM141 212H140V211ZM227 210H228V212H227ZM235 210V211H234ZM254 210V211H253ZM28 211V212H29ZM115 213H114V212ZM216 211V212H215ZM219 211H220V213H219ZM234 211V212H233ZM253 211V212H252ZM31 212V211H30ZM113 212V213H112ZM215 212V214H213ZM201 213V214H200ZM126 215V217H125V215ZM128 214V215H127ZM194 214V215H193ZM198 214H200V215H198ZM19 215V218L20 219H22L23 217H21ZM112 215H113V217H112ZM195 217H193V216ZM246 215V216H245ZM94 216V217H95ZM111 216V217H110ZM188 216V217H187ZM189 216H190V218H191V216H192V219H190L189 218ZM262 216V217H261ZM197 217V218H196ZM254 217V218H253ZM256 217H258V218H256ZM18 218V220L16 221V220H13V222L15 223V227H14V223L12 222V219L10 220V218H8V221H5V220H7L6 218H5V220H3V221H0L1 223H0V231L2 230H5L4 228H6V230H7V228L8 229H13V230H18L19 231V229L21 228H25L24 226H27L28 224V222H26L28 219H26V217L25 218H23L22 220H24V221H21L20 219ZM98 218V219H97ZM194 218V219H193ZM256 218V219H255ZM54 219V217L51 219L52 220V222L50 221V224L51 223H53V229H54V223H55V227L56 228H58V226L60 225L59 224V221H58V218H57V222H56V217H55V219ZM113 219V220H112ZM255 219V220H254ZM262 219H263V221H262ZM20 220V223L18 222ZM26 220V221H25ZM94 220H95V218H94ZM189 220V221H188ZM9 221H11V222H9ZM19 223V225L16 223ZM54 221V222H53ZM110 221V222H109ZM115 221V220H114ZM188 222V223H186V222ZM192 221V222H191ZM243 221H244V224H243ZM249 223H248V222ZM251 221V222H250ZM253 221H255V222H253ZM5 222H6V225H4L5 224ZM21 222H23V223H26L27 225H25V224H23V223H21ZM105 222V223H104ZM248 223V224H247ZM262 225H260V224ZM10 225L9 227L7 226V225ZM11 224L13 225V227H11ZM56 224H58V225H56ZM243 224V225H242ZM251 224V225H250ZM3 225V226H2ZM24 225V226H23ZM245 225V226H244ZM2 226V227H1ZM18 226V227H17ZM151 226H153V224L151 225ZM250 226V227H249ZM255 226H254V228H255ZM20 227V228H19ZM51 227H52V224H51ZM50 227V228H51ZM257 227H259V228H257ZM14 228H16V229H14ZM18 228V229H17ZM55 228V229H56ZM143 228V229H142ZM260 228H261V230H260ZM142 230V231H141ZM146 230V231H145ZM17 231V232H18ZM148 232H149V234H148ZM136 233V234H135ZM142 233L144 234V235H142ZM146 233V234H145ZM148 234V235H147ZM197 234V235H196ZM246 234L247 233H245V236H246ZM143 236V239H142V236ZM147 235V236H146ZM248 235V234H247ZM255 235H257L256 237H254ZM139 236H141L140 238H139ZM149 236V237H148ZM153 236V237H152ZM198 236V237H197ZM241 236V237H240ZM76 236H72V237H66V238H61L59 241H58V243H57V246L58 247H72L71 246V244L73 243L74 244V242H76L77 240H76V238H75ZM89 237V236H88ZM87 236H83L82 238L80 237V239H81V244L83 245V241H84V248L88 245V246H90V244H91V240H90V237L88 238ZM136 237V236H135ZM147 237V238H146ZM253 237V238H252ZM86 238V239H85ZM238 238V239H237ZM254 238H255V240H254ZM64 239V240H63ZM85 239V240H84ZM147 239H149V240H147ZM234 239H237V241H235L234 242ZM240 239V240H239ZM245 239V238H244ZM76 240V241H75ZM87 240V241H86ZM89 240V241H88ZM144 240H145V242H144ZM151 240V241H150ZM153 240V241H152ZM159 240H161V241H159ZM149 241V244L147 243ZM159 241V242H158ZM196 241V242H195ZM249 241V242H248ZM252 241V242H251ZM232 244H231V243ZM234 242V243H233ZM259 242H261V243H259ZM263 242V243H262ZM86 243V244H85ZM124 243V244H123ZM145 243H147V244H145ZM250 243V244H249ZM59 244V245H58ZM123 244V245H122ZM127 244H129V245H127ZM145 244V245H144ZM259 244V245H258ZM262 244V245H261ZM67 245V246H66ZM122 245V246H121ZM140 245H141V247H140ZM261 245V246H260ZM144 246H147V247H144ZM257 248H256V247ZM123 247V248H122ZM125 247V248H124ZM127 247H132V248H127ZM190 247H191V249H190ZM206 247V248H205ZM213 247V248H212ZM259 247V248H258ZM138 248V249H137ZM222 248V249H221ZM254 248H256V249H254V252H253V249ZM262 248V249H261ZM109 249V248H108ZM128 249V250H127ZM140 249V250H139ZM142 249V250H141ZM195 249V250H194ZM198 251H197V250ZM221 249V250H220ZM241 249V250H240ZM249 249V250H248ZM257 250V251H256ZM260 250H262V251H260ZM103 251V252H102ZM189 251H190V253H189ZM192 251V252H191ZM193 251H195L194 253H193ZM196 251L198 252V253H196ZM251 251V252H250ZM260 251V252H259ZM120 252V253H119ZM121 252H123V253H121ZM201 252V251H200ZM218 252H217V255H219L218 254ZM125 253V255H121V254H124ZM192 253V254H191ZM245 253V254H244ZM252 253V254H251ZM49 254H50V252H49ZM117 254V255H116ZM253 255V257H251V255ZM44 256H45V253L43 254ZM42 255V256H43ZM114 255H115V258H114ZM119 255V256H118ZM134 255V256H133ZM193 255L195 256V257H193ZM248 255V256H247ZM250 255V256H249ZM100 256V257H99ZM122 256H125V258L124 257H122ZM98 257V258H97ZM106 257V258H105ZM123 258V259H121V258ZM138 257V258H137ZM243 257V258H242ZM247 257V258H246ZM43 258V257H42ZM108 258V259H107ZM113 258V259H112ZM137 258V259H136ZM191 258V259H190ZM234 258V259H233ZM110 259V260H109ZM116 259V260H115ZM120 259H121V261H120ZM125 259V260H124ZM136 259V260H135ZM190 259V260H189ZM247 259V260H248ZM254 259H256V258H254ZM97 260V261H96ZM115 260V261H114ZM128 260V261H129ZM233 260V261H232ZM246 260V261H247ZM251 260L249 261V262H251ZM104 261V262H103ZM114 261V262H113ZM137 261V262H136ZM25 263H27V264H33L34 262H31V263H29V262H26V261H24ZM24 262H22L23 264H24ZM108 262V263H107ZM125 262V263H124ZM194 262V263H193ZM227 262H225L224 264H226ZM240 262V263H239ZM253 262H254V260H253ZM55 263V262H54ZM53 263V264H54ZM59 262H57L56 261V264H58ZM85 263V262H84ZM87 263V262H86ZM85 263V264H86ZM132 263V264H133ZM235 263V264H236ZM255 263H259V262H255ZM52 264V263H51ZM198 264H200V263H198ZM252 264V263H251Z\"/></svg>",
	"mask_w": 264,
	"mask_h": 264
}]
</instances>
